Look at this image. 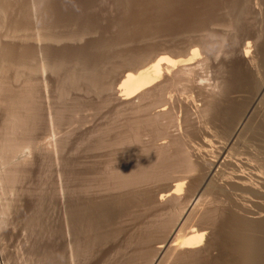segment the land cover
<instances>
[{"label":"bare ground","instance_id":"bare-ground-1","mask_svg":"<svg viewBox=\"0 0 264 264\" xmlns=\"http://www.w3.org/2000/svg\"><path fill=\"white\" fill-rule=\"evenodd\" d=\"M8 1V0H7ZM7 1L6 0H0V13L2 12V13H4L5 12V10L7 9L8 10V8H7V5H8V3H7ZM59 1V2H58ZM66 3V1L65 0H62V4L64 5L65 3ZM71 1V0H70ZM74 2L75 1H79V0H73ZM82 0H80L79 2L81 3V5L85 8V6L89 3L88 1L89 0H83L82 2H81ZM179 1H181V0H115V8H114V12H115V14H114V16H113V18L111 19V21H112V23L115 25L114 27H116V33H114V36L112 37V38H110V39H107V38H104V36L102 37H98L97 39H91V40H87L88 42L86 43V47H89L88 49H89V51L88 52H86L85 51V49H86V47H81V46H67V45H64V46H60L59 48H57L56 49V53L58 54V56H59V58L56 60V61H54L53 63L51 62V63H49L47 66L49 67V68H51L50 70H53V73L55 72V74H59V75H62V77L61 76H59V77H61V79H58L59 80V85H57V82H56V86H59L58 87V89H59V91H58V99H59V102L60 103H58V106L60 105L61 106V108H63L62 106H64V108L66 109V107L65 106H67L66 104H67V102H65V100L66 101H68L67 99H66V97H68V93L70 92V91H73V90H77V93H78V90H81L82 89V87H84L85 86V90H87L88 89V91H90V90H92V91H95V93H97V94H99V96H100V94H102L103 92H107L109 89L111 90V87H112V84L110 83V84H108V82H107V76H108V72L110 71V68L112 67L111 65H110V68L109 69H102V67L99 65V63L101 62V61H103V63L104 62H106L107 60H108V58L110 57V54H109V57L107 58V57H105L106 56V52L107 51H112V49H113V47H114V44H116L117 42H119V41H121V40H123V39H125L126 38V36H125V32H127V34H128V32H129V28H128V26L131 24L132 25V27L133 26H135V27H133V28H130V32H131V29H134V28H136L135 30H139L137 27H136V25L134 24V22L138 25V26H145V24L148 26V22H150L149 23V25L151 24V21H155L156 19L158 20L159 18H162V17H160V16H162L163 14V16L164 17H168V19H170L171 17V19H173V16H174V19L176 18L175 17V14L173 15V13H175L174 12V10L172 11L171 9V7L174 5V3H176V2H179ZM190 1V0H189ZM198 1V0H197ZM201 1H203L204 3H205V5L203 6L204 8H202V5L204 4V3H202V5H201V8L202 9H198V8H196L195 7V9H193L194 7H192V4H190L191 3V1H190V3L187 1V3H188V5L190 4L191 5V7H190V5L189 6H187L186 5V2H185V5L187 6V7H184V5H182L185 9H183V7H182V13H184L183 11H185V15H187V17H188V19L189 20H187V21H191L190 23H191V27H198L199 26V29L198 30H200V26H202L204 23H206V21H208L209 19H211L212 20V18L216 15V11H217V8L219 7V5H220V3H222V2H220L219 0H201ZM221 1H223V0H221ZM225 2H224V4H229L230 5V7H231V10H233V8L232 7H234L235 6V4L237 3V0H224ZM241 1V0H240ZM72 2V1H71ZM174 2V3H173ZM183 2V1H182ZM247 2V1H246ZM12 3V2H11ZM47 3V2H46ZM49 3V4H48ZM47 3V5L45 6V2L44 3H42V4H44L43 6H45L44 7V12H43V16H44V20H43V23H41V25H42V29L41 28H39V29H41L42 31H40L39 29H38V31L36 32V30H34L35 32H33V33H29V34H24V32H23V26H25L26 25V21L25 20H16L15 22H13V24L11 25V27H9V28H11L10 30H8L7 31V29H6V31L7 32H5V34H3V35H5V36H7V37H17V39L18 40H21V41H23V42H25V40H27V41H34L33 43H35L36 44V47H37V50H38V52H40L41 53V55H42V58H41V60H39V62H37L36 63V60H37V58H36V53H38L35 49H36V47H34L33 45H30V42H29V45H25V47L23 48V46H22V48L20 49V47H21V45H19L20 47H17L18 45H13V44H11L10 42H8L6 39H1V35H0V130L1 129H3V131H2V138L0 139V155H2L4 158H6V161H7V163H9V164H11V166H10V168L7 170V172H5V174H3L4 175V177L3 176H1L4 180H5V182H6V185H8L9 187V189H11L12 187H14V184L16 183V181L19 179V176L20 175H18V174H22V172L20 173V171L22 170L23 172H26V171H24L23 169H26V170H28L27 168H23V169H20V166H24L25 167V165L27 164V166H29V164L31 163V162H33V164H35V162L33 161L34 160V158L36 159V157H34V158H32L33 156H31V158L30 157H28V154H30V153H33L34 152V154H35V152L37 151V152H39L41 149V151H43L45 148H43V146H44V144H47L46 146V149H48V150H50L51 148L52 149H54L55 147H57V149H59V148H61V147H64V146H62V145H60L61 147H59L58 148V146H55L54 145V143L56 144H58V142L60 143L61 141H63V140H61L60 139V137H59V139H60V141H58L57 142V138L56 139H53V136L54 137H56L55 135H57V134H55V132H57V133H59L60 132V129H61V127H57L58 125H54V123H52V125L51 126H53V127H55V128H52V127H50L49 125H47V126H49L51 129V131H49V133H48V135H49V137L48 136H46V137H44L43 138V140L40 138V136L38 135V129H39V131H40V133L42 132L41 130H40V125H41V123H40V121H41V118H42V116H44L43 114L46 112L45 110H47V109H45V110H43V112L44 113H42V116H41V114H40V109H41V107H40V105H41V102L43 101V100H45V98H44V93H46V92H41L40 94L42 95V93H43V100L40 102L39 101V99L41 100L42 98H41V96L38 94V97H39V99L37 98V92H39V91H41L40 90V88L42 89V87H40L39 88V83H41V82H39L38 84H37V77L39 78V75L40 74H42L41 73V71H45V64H44V62H43V60L42 59H44L46 56H50V55H48V53H50L49 51H53V49H51L50 50V48H51V46H50V44L49 45H47L46 44V42L48 43V41H51V40H53L54 42L56 41V42H58V41H60L61 39H63L64 37L65 38H67L66 36H69V38L70 37H77L76 35H78V34H83V33H86L87 31H89L90 29V31H92V26H93V18H92V16H90L89 17V15L87 14L86 15V13H88V12H86V11H83V7H80V9H77V8H79V7H77L78 5L80 6V3L76 6L75 4H73V2L71 3V5H68L69 7L68 8H70V10L68 9V10H63V8H62V6L61 7H58V5L60 6V4H58V3H60V0H53L52 2H48ZM68 3H70L69 2V0H68V2H67V4ZM76 4H77V2H75ZM245 5H247L245 2H243ZM255 3V2H254ZM9 4H10V2H9ZM61 4V5H62ZM67 4H65L66 6V8H67ZM241 4V3H240ZM16 5V4H15ZM72 5H74V7H75V9H73L72 10V8L71 7H73ZM238 5V4H237ZM244 5V6H245ZM34 6V5H33ZM71 6V7H70ZM178 6V5H177ZM226 6H228V5H226ZM244 6H242L241 8H242V10H240V12L239 13H241V12H243V13H241V14H237L238 15V17H239V15H244V13H246L247 12V10L245 11V9H243V7ZM8 7H10V6H8ZM23 7H25L24 5H23ZM22 7V8H23ZM77 7V8H76ZM180 7V6H179ZM263 7H264V5H263ZM82 8V9H81ZM221 8H222V6H221ZM237 9H240L239 8V6L238 7H236ZM236 8H235V10H236ZM10 9V8H9ZM26 9V7L24 8V10L23 11H25V13L24 14H26L27 12V10H25ZM40 9V8H39ZM62 9V10H61ZM65 9V8H64ZM262 9V8H261ZM6 10V11H7ZM85 10V9H84ZM244 10V11H243ZM250 10H251V7H250ZM257 10V9H256ZM21 11V10H20ZM173 13H172V12ZM222 11V10H221ZM226 11V10H225ZM227 11H230V8H229V10H227ZM237 11V10H236ZM253 11V10H252ZM258 11V10H257ZM257 11H255V12H257ZM8 12V11H7ZM86 12V13H85ZM232 13H230L231 15H233V13H234V15H235V11H231ZM251 12V11H250ZM259 12H260V10H259ZM258 12V13H259ZM180 13V12H179ZM248 13H249V11H248ZM248 13H246V15H245V17L247 16V14ZM253 13V12H252ZM4 14H6V13H4ZM22 14V13H21ZM113 14V13H112ZM221 14H223V13H221ZM250 14V13H249ZM253 14H255V13H253ZM257 14V13H256ZM255 14V15H256ZM218 15V14H217ZM251 15V14H250ZM260 15V14H259ZM262 15V14H261ZM6 16H7V14H6ZM5 16V17H6ZM28 16V15H27ZM222 16V15H221ZM224 16V15H223ZM222 16V17H223ZM254 16V15H253ZM257 16V15H256ZM1 17V16H0ZM25 17V16H24ZM216 17V16H215ZM219 17H220V15H219ZM227 16H225V18H226ZM232 17H234V16H232ZM237 17V16H236ZM235 17V18H236ZM252 17V16H251ZM10 18H12V17H10ZM43 18V17H42ZM41 18V19H42ZM218 18V17H217ZM221 18V17H220ZM219 18V20H221ZM247 18V17H246ZM254 18V17H253ZM79 19H81V22H83V29L80 31V33H70V34H59V33H57L56 31V33L54 32V30H53V27L55 26V25H57V24H65V23H67V22H73V20L75 21V20H78L79 21ZM191 19V20H190ZM215 19V18H214ZM236 19H238V18H236ZM240 19H241V16L239 17V20L237 21V22H239L240 21ZM257 19H259V18H257ZM256 19V20H257ZM263 19H264V17H263ZM9 20V19H8ZM216 20V19H215ZM215 20H214V23H215ZM225 20V19H224ZM250 20V19H249ZM251 20H253V19H251ZM14 21V20H13ZM42 21V20H41ZM165 21V20H164ZM173 21V20H172ZM217 21H218V19H217ZM216 21V22H217ZM260 20H258V22H259ZM11 22V21H10ZM76 22V21H75ZM96 21L94 20V23H95ZM156 22V21H155ZM237 22L235 23L236 24V26H237ZM248 22V21H247ZM249 22H251V21H249ZM4 23V22H3ZM153 24H154V22H152ZM158 23V22H157ZM174 23V22H173ZM187 23V22H186ZM189 22H188V24H190ZM210 23H212V22H210ZM217 23H219V22H217ZM217 23H215V25L217 24ZM229 23V22H228ZM240 23V22H239ZM260 23V28L256 31H252L253 33H252V36H251V38H253V42H254V51H253V54H252V51L251 50H249L250 49V44H248L247 46H248V50H249V52L248 51H246L247 49H245V48H243V49H241V51H239L240 53V56H242L243 58H245L246 59V61L249 63V65H251V67H252V65H254V61L256 60V62H259L260 60H261V62L264 64V20L263 21H261V22H259ZM79 24V23H78ZM152 24V25H153ZM234 24V25H235ZM249 24V23H248ZM251 24H253V23H251ZM255 24V23H254ZM10 24H8V26H9ZM70 25V24H69ZM130 25V26H131ZM175 25V24H174ZM206 25V24H205ZM245 25V24H244ZM243 25V26H244ZM74 26V25H73ZM82 26V25H81ZM183 26V25H182ZM207 26V25H206ZM228 26V25H227ZM232 26V25H231ZM230 26V27H231ZM238 26H240V25H238ZM238 26H237V29H238ZM242 26V27H243ZM248 26V25H247ZM0 27H3L1 24H0ZM5 27V26H4ZM3 27V28H4ZM233 27H235V26H233ZM255 27V26H254ZM7 28V27H6ZM8 28V29H9ZM28 28V27H27ZM96 28V27H95ZM128 29V31H127V29ZM141 28H145V27H141ZM147 28V27H146ZM145 28V29H146ZM201 28H203V27H201ZM204 28H206V27H204ZM0 29H2V28H0ZM25 29V28H24ZM126 29V30H125ZM151 29V28H150ZM207 29V28H206ZM232 29V28H231ZM236 29V28H235ZM244 29V28H243ZM252 29H253V27H252ZM3 30V29H2ZM79 30V29H78ZM135 30H134V33L132 34V35H136L138 32L136 31V33H135ZM202 30V29H201ZM241 30V29H240ZM248 30H250L249 28H248ZM33 31V30H32ZM72 31V30H71ZM89 31V32H90ZM133 31V30H132ZM141 31V30H140ZM204 31V30H203ZM242 31V30H241ZM244 31V30H243ZM28 31H26V33H27ZM70 32V31H69ZM142 32V31H141ZM226 32V31H225ZM240 32V31H239ZM132 33V32H131ZM130 33V34H131ZM139 34V33H138ZM144 34V33H143ZM185 34V33H184ZM251 34V33H250ZM102 35V34H101ZM248 35H249V33H248ZM81 36H83V35H81ZM100 36V35H99ZM222 36V35H221ZM225 36V35H224ZM246 36H247V34H246ZM79 37H80V35H79ZM248 37V36H247ZM12 38V39H13ZM223 38V37H222ZM23 39H25V40H23ZM30 39V40H29ZM75 39H77V38H75ZM79 39V38H78ZM249 39V38H248ZM6 40V41H5ZM9 40V39H8ZM64 40V39H63ZM62 40V41H63ZM74 40V39H73ZM246 40H247V38H246ZM251 40V39H250ZM23 42H21V43H23ZM224 42V41H223ZM249 42V41H248ZM251 42V41H250ZM27 43V42H26ZM37 43L39 44L40 43V46H37ZM42 43V44H41ZM237 43V42H236ZM28 44V43H27ZM253 44V43H252ZM247 46H245V47H247ZM50 47V48H49ZM193 48H191V56L192 57H196V55H198V49H197V46H192ZM203 47V46H202ZM256 47V48H255ZM85 48V49H84ZM178 48V47H177ZM88 49H86V50H88ZM175 49V48H174ZM252 49V48H251ZM128 50V49H127ZM132 50V49H131ZM243 50V51H242ZM91 51V52H90ZM215 51V50H214ZM250 51H251V53H250ZM54 53V52H53ZM144 53V52H143ZM177 53V52H176ZM53 55V54H52ZM108 55V54H107ZM194 55V56H193ZM35 56V57H34ZM38 56V55H37ZM112 56V55H111ZM119 56V55H118ZM128 56V55H127ZM133 56H135V55H133ZM199 56V55H198ZM206 56V55H205ZM236 56H237V54H236ZM239 56V55H238ZM120 57V56H119ZM124 57V56H123ZM129 57H131V56H129ZM128 57V58H129ZM183 57V56H182ZM201 57V56H200ZM34 58H36V60L34 59ZM48 58V57H47ZM105 58H107V60L105 59ZM128 58H125V60L126 59H128ZM137 58V57H136ZM193 58V59H194ZM32 59H34L35 60V62H33L34 60H32ZM46 59V58H45ZM51 59V58H50ZM133 58H130L128 61L126 60V61H123V63L125 62V64L126 65H128L127 67H129V66H131L128 70H126V71H124L125 73H123L124 75L122 76V74H121V78H118L119 80H118V82L116 83V87L115 88H117L119 91L117 92L118 93V96H120V98L122 99L123 98V100H125V99H130V98H132L131 96H133L134 97V95L135 96H137V95H142V93H143V90H148V87L150 88V89H155V88H157L158 86H157V84H156V86L153 84V83H155V82H157L156 80H158V79H160V78H162V77H164V78H162V80L163 79H165V72H167L168 71V69H171L172 68V66L173 65H175L173 68H175L176 67V64L175 63H177V65H181V64H179L180 62H185L186 63V61L185 60H187V62H192V61H190V60H192L191 59V57H189L188 59H190V60H188V59H183V60H180L179 58H178V60H180V62L177 60V59H175L174 57H173V55H172V53L170 54V52H164V51H162V52H160V50H159V52L154 56V58H151L150 60H148L147 62H145V63H142V64H139V65H136V66H134L135 64L133 63L134 62V60H132ZM135 59V58H134ZM182 59V58H181ZM48 59H46V61H47ZM106 60V61H105ZM110 60V59H109ZM108 60V61H109ZM119 60H120V58H119ZM122 60V59H121ZM138 60V59H137ZM38 61V60H37ZM45 61V62H46ZM135 61H136V59H135ZM202 61V60H201ZM203 61H204V59H203ZM236 61V60H235ZM245 61V60H244ZM48 62V61H47ZM122 62V61H121ZM183 62V63H184ZM246 62V63H247ZM255 62V63H256ZM68 63H71V66H70V68L69 67H67L69 64ZM110 63V62H109ZM245 63V64H246ZM101 64V63H100ZM134 64V65H133ZM199 64V63H198ZM107 65V64H106ZM185 65H188V63L187 64H185ZM194 65V64H193ZM196 65V64H195ZM201 65V64H200ZM248 65V64H247ZM257 65V64H256ZM120 66V65H119ZM124 66V65H123ZM132 66L134 67V69H132ZM183 66V68H179L178 70V72H176L177 73V77L179 78V80H181V81H184L187 77L188 78H190L187 74L188 73H191L190 74V76H191V78L190 79H186V81H188L189 82V80L191 81V79L195 76H193V72H191L192 71V69L191 68H193V67H190V70L188 69V67L190 66V65H188V66H184L183 64L181 65V67ZM259 66H261V64L259 65ZM47 67V68H48ZM104 67V66H103ZM115 67V68H114ZM116 67H117V64H116V66L113 64V67L111 68L112 70L114 69H116ZM125 67V66H124ZM169 67H171V68H169ZM195 67V66H194ZM241 67V66H240ZM249 67V66H248ZM247 67V68H248ZM251 67H250V69H251ZM254 68L256 67V69L258 70V66H253ZM69 68V69H68ZM108 68V67H107ZM126 68V67H125ZM225 68V67H224ZM127 69V68H126ZM238 69V68H237ZM49 70V69H48ZM109 70V71H108ZM193 70H194V68H193ZM224 70V69H223ZM256 70V71H257ZM172 71V70H171ZM170 70H169V72H171ZM229 71V70H228ZM254 71H255V69H254ZM255 71V72H256ZM26 72H27V78L25 79V75H26ZM51 72V71H50ZM169 72H167V73H169ZM174 72V71H173ZM169 73L170 74V77L172 78V76H174L176 73ZM262 72V71H261ZM264 72V71H263ZM40 73V74H39ZM62 73V74H61ZM219 73H221V72H219ZM224 73V72H223ZM251 73V72H250ZM250 73H248V74H250ZM257 73H258V71H257ZM257 73H254L255 75L257 74ZM259 73H260V71H259ZM37 74H39L38 76H37ZM44 74V73H43ZM164 74V75H163ZM222 74V73H221ZM226 74H228L227 72H226ZM264 74V73H263ZM163 75V76H162ZM172 75V76H171ZM187 75V76H186ZM218 75V74H217ZM228 75H230V74H228ZM254 75V76H255ZM162 76V77H161ZM176 76V75H175ZM175 76L173 77L174 78V80H173V82H175V79L178 81V79H177V77L175 78ZM249 76V75H248ZM254 76H252V77H254ZM257 77H256V79L258 78V80L256 81V86H255V88H254V90L252 91V94L250 95V97L248 98V96H247V98H248V100H247V103H245L246 105H245V107L243 108V109H241L240 111H238V113H236V115L235 116H231L232 117V119H230V123H229V125H228V129L226 128V130H227V132H226V139L224 140L223 139V143L221 142L222 140H220L219 139V137L220 136H218V134L217 135H214V134H216V133H218V132H216V133H212V135H214V136H218L217 137V139L215 138V140H218V142L220 141L221 143H222V145H221V147H218V148H220L219 149V151L218 150H216V151H218L217 152V155H216V153H213V156L211 157V158H213L214 157V155H215V157L213 158V159H211L210 158V160H208V162H207V165H206V163L204 164V165H206L207 167H206V171L205 172H203L204 174H202L201 173V175H203L200 179L201 180H199V183H197L196 181V183H197V185L198 186H196V189L194 190V192H193V194L192 193H190V194H192V196L191 195H189V196H191V198L189 199V201H187V203H185V204H181V202H178V197L180 196V195H178V197H176L174 194H175V189L177 190L178 188L180 189V186L183 184V181H182V179H183V177H186V176H183L181 179L180 178H177V180L178 179H180L179 181H177V182H175V181H171L172 183H170V185H175V187L172 189V188H170V186L168 187V188H170L169 190H163L162 192L161 191H159L160 193L159 194H157V195H155V193H154V195H152L150 192H152L153 191V189H152V191L149 189L150 187H145L149 182L151 183V181H153V179L155 180V179H163V178H166V177H168L169 178V175L174 171V169L176 168V167H183V165L184 164H186V165H184V168L187 166V168H185V170H183L184 168H181L182 170H181V172L182 173H184V171H186L185 173L187 174V170H189V169H191V172H193L194 170H195V166H193V165H195L194 163H193V161H189L190 159H191V157H190V155L188 154V153H190V154H192V153H194V152H188L187 153V155H188V157H187V155H186V153H184V152H186L184 149L185 148H182L183 150H184V152L183 151H180V150H182V149H174L175 147L176 148H181V145H179L178 147H177V145H178V141H177V139L174 141L173 139H172V141H174V143L176 144V141H177V145H175V147H173V145H174V143L171 145L172 146V150L174 149V150H178V152H176V153H180V154H176V153H173V154H176L177 155V158H176V155L174 156L173 155V160L168 156V154H167V156H166V152H165V150H164V147H161V149H158V151H157V153L156 152H154L153 154H152V152L150 153H147L146 151H144V153L145 154H143L142 155V153L143 152H141L140 150H139V152H141V156H144L145 158H143L142 157V160H140L141 158H139L137 155H136V153H135V151H132L131 149H129V148H127V151H128V149L130 150L129 151V153L130 154H132L131 153V151L133 152V154H135L137 157H133V156H131V157H133V158H131V159H138L137 161H135L134 163H132V161L133 160H130V156H128V154L129 153H127L126 151V153L127 154H125L126 156H128V158L127 159H129V162H127L128 160L126 159V158H123V160L124 159H126V160H124V161H126L127 163H128V167L126 168V165H122L123 163L122 162H124L123 160H122V162L120 163L121 164V166H124L123 168L124 169H121V168H118L119 166H120V164H119V162H118V164H119V166L117 165V164H114L115 166H113L112 165V167L110 166L111 164L110 163H108L107 165L109 166H107L108 168H106V166H104V170H105V173H104V175L101 173L100 175H91L89 172H87V173H89L91 176H93V177H90L89 178V176L87 177L86 175H84L83 173H81V174H78L77 173V171H80V169H79V167H77L79 170H75L74 169V167L72 168V170L70 171V166L68 167V170L72 173V175H71V173H68V174H70L69 175V177H71L70 179H69V177H68V180H70V182H67V183H63V181H61L62 182V184H57L58 185V187H56L57 189L55 190V192L53 193L54 194V199H51V200H53V203L51 202V205H53L54 204V209L53 210H55V212L53 213V214H51L52 212H50V214L51 215H49V214H47V213H45L46 212V210H45V212L43 213V212H39V210L40 209H38L37 211H36V209L38 208V204H37V206H36V209H35V211H34V215H32V217H31V219H30V221H31V223H33V225L34 226H36L37 227V234H38V237H37V242L38 243H36L37 244V251H35L37 254L36 255H38V257H36L37 258V260H36V262H34L35 264H86L89 260H91V259H93V258H95V260H97L96 259V256H98L97 254H100V253H106L107 255V257L105 256V255H101L102 257H104L105 259H103V262L101 261L100 262V264L102 263V264H162V262H161V260H163V256H165V258H166V255L169 253V251L170 250H177L179 247H181V248H185V249H187V250H189L188 252H190L191 251V249H193L194 250V248L196 249L197 247L196 246H199V244H201V242L204 240V241H206V243L208 244V242H207V240H205V237H206V235L208 234V233H206V230H204L205 228L207 229V228H209V227H207L206 225V227H204V225H203V227H204V229L203 228H201L200 227V229H196L197 228V226H196V228H195V226L194 227H189L190 226V223H191V221L190 220H188V218L190 217V215L192 214V212H195V211H197V215L198 216H196V217H198L197 219H198V222H199V224H200V221H201V218H203L204 220H206V222L207 223H213V222H208V219H216L215 217H216V215H214V217H213V213L216 211V210H218V209H216V208H219L218 206H222V205H219L221 202L220 201H218L217 202V204H218V206L216 207V205L217 204H215L213 201L214 200H216V198H214L213 200H209V199H211V197H209V201H211V203L213 204H215V208H214V210H212L213 208V206H214V204H213V206L211 207V208H209V210L211 211L212 210V212H211V214H209L208 213V209L206 208L203 212H205L206 210H207V214L208 215H211V217L212 218H209V216H208V218H206L205 216V214L203 213H201L202 215V217L200 216V214H198V210H193L196 206V203H197V201H198V199H199V197L203 194H205V191H210V195H216V197L218 196L216 193H218V192H215L214 193V191L213 192H211V190L210 189H207L208 187H210V185H211V181H212V179H213V181H214V179H217L218 178V176H217V172H218V174L220 175V172H219V170H218V168L222 165V164H224V162L226 163L227 161L226 160H228V158H225L226 156H227V154H231V155H229V157L231 158V156H233L232 154V151H230V150H232L233 148H237L236 146H238V150H239V148L241 149V150H243V151H241V152H239L238 150H236V152L238 151L239 153H242V154H240V155H242L241 156V159L240 160H243V158L242 157H245V158H247V160H248V157H250V155H252L253 153H255L256 155H257V153H258V151H260V150H263L262 148L259 150V148H260V146H259V148H258V146H254L255 148H253V144L254 143H250V144H252L251 146H252V148L253 149H256V148H258V149H256L257 150V152H253L252 154H250V153H248L249 152V150H251V146L249 145V142L246 144V140L248 139V141H249V138H247L246 139V137H247V135L244 133L245 132V128H246V126H247V124L249 123V121H250V119H251V117L254 115V113L256 112V110H258L257 108H259V107H261L260 105H262V107L264 106V75H262L263 77H261L260 78V76L257 74L256 75ZM259 76V77H258ZM58 77V78H59ZM113 77V76H112ZM200 77V76H199ZM203 77V76H202ZM205 77V76H204ZM216 77V76H215ZM251 77V76H250ZM169 78V77H168ZM209 78V77H208ZM226 78V77H225ZM25 79V80H24ZM51 79V78H50ZM184 79V80H183ZM222 79V78H221ZM249 79V78H248ZM40 80H42V79H40ZM46 81V78H44L43 77V81ZM48 80V79H47ZM57 80V79H56ZM171 80V79H170ZM169 80V81H170ZM203 80V79H202ZM205 80H208V79H205ZM223 80V79H222ZM227 80V79H226ZM228 80H229V78H228ZM251 80V79H250ZM254 80V79H253ZM44 81V82H45ZM159 81V80H158ZM167 81H168V79H167ZM169 81L168 82H166V80H165V84L167 83L168 85H170V83H169ZM176 81V82H177ZM185 81V82H186ZM210 81H211V79H210ZM43 82V84H45V86H46V88H47V81H46V83H44ZM51 82V81H50ZM49 82V84H51ZM111 82V81H110ZM161 82V80L159 81V83ZM173 82H172V80H171V83L173 84ZM176 82H175V84H176ZM195 82V81H194ZM199 82H200V80H199ZM221 82V81H220ZM228 82V81H227ZM231 82V81H230ZM252 82V81H251ZM255 82V81H254ZM53 83V82H52ZM164 83V81L161 83L163 86L162 87H166L165 86V84H163ZM179 83H182V82H180V81H178L177 82V84H179ZM192 83V82H191ZM211 83V82H210ZM222 84H224V81L223 82H221ZM248 83V82H247ZM153 84V85H152ZM171 84V85H172ZM176 84V85H177ZM187 84V83H186ZM193 84V83H192ZM216 85H217V83H215ZM222 84H220L221 85V87L220 86H218V88L216 89V90H210L211 92L210 93H208V94H206V93H204V95H206L205 97H207V101H205L206 99H204L203 97V100L206 102H204L205 104V106L203 107V106H201V105H203V103H201V105H199L198 106V104H197V102L195 101L196 99H194L193 101L194 102H196V103H194V104H196V106H198L199 108L197 109L196 108V106H194L195 107V109H197L196 111H197V113H199L200 112V114H197V115H201V117L205 120V118H206V121H204L200 116H199V118H201L200 120H199V122L201 121V120H203V122L205 123H207V121H208V118L210 119V115H211V113L213 112L212 111V109H213V98L216 96H218L219 97V95H222V93H224L225 94V91L223 90L224 88H223V86L226 84V82H225V84L224 85H222ZM231 84H233V83H231ZM175 85V86H176ZM38 86V87H37ZM42 86V85H41ZM52 86V85H51ZM54 86V85H53ZM52 86V87H53ZM150 86H152V87H150ZM154 86H155V88H154ZM174 85L172 86L173 88H176ZM185 86V85H184ZM212 86V85H211ZM226 86V85H225ZM224 86V87H225ZM246 86V85H245ZM50 87V86H49ZM48 87V88H49ZM161 87V85L159 86V88ZM162 87H161V91L160 92H163L164 91V89H163V91H162ZM179 87V86H178ZM210 87V86H209ZM213 87H215V86H213ZM252 87V86H251ZM37 88H39L38 89V91H37ZM46 88H45V91H46ZM54 88L55 89H57V87H55L54 86ZM166 88H168V87H166ZM169 88H170V86H169ZM185 88V87H184ZM189 88V87H188ZM172 89V88H171ZM204 89V88H203ZM214 89V88H213ZM233 89V88H225V90H227V92H228V90L229 91H231V90ZM42 90H44V89H42ZM48 90V89H47ZM50 90V89H49ZM53 90V89H52ZM84 90V91H85ZM146 90V91H147ZM188 90V89H187ZM190 90H192V89H190ZM252 90V89H251ZM51 91V90H50ZM50 91H47L48 93H46V95H48L49 94V92ZM56 92H57V90H55ZM55 91H51L52 93H51V95L53 94V93H55ZM88 91H86L85 93H87ZM117 91V90H116ZM165 91H167V89H165ZM164 91V92H165ZM169 91V90H168ZM173 91V90H172ZM183 91V90H182ZM196 91V90H195ZM204 91V90H203ZM82 92H83V89H82ZM140 92H142V93H140ZM149 92V91H148ZM147 92V93H148ZM159 92V91H158ZM176 92V91H175ZM209 92V91H208ZM234 92V91H233ZM238 92V91H237ZM242 92V91H241ZM89 93V92H88ZM138 93H140V94H138ZM145 93V92H144ZM143 93V94H144ZM150 93V92H149ZM201 93V92H200ZM244 93V92H243ZM56 94V93H55ZM54 94V95H55ZM76 94V93H75ZM75 94L73 95L74 97L73 98H76L75 100L72 98V100H73V102H76V100H77V96L75 97ZM137 94V95H136ZM146 94V93H145ZM171 94V93H170ZM176 94V93H175ZM223 94V95H224ZM226 94H228V93H226ZM239 94V93H238ZM51 95H48L49 96V100H47V104L49 103V101L51 100ZM54 95H52V96H54ZM69 95H71L70 93H69ZM77 95V94H76ZM81 95V94H80ZM85 95V94H84ZM154 95V94H153ZM159 95V94H158ZM164 95V94H163ZM169 95V94H168ZM185 95V94H184ZM199 95V94H198ZM231 95H233L232 93H231ZM240 95V94H239ZM186 96V95H185ZM189 96V95H188ZM194 96V95H193ZM203 96V95H202ZM227 96V95H226ZM228 96H230L229 94H228ZM235 96H237L236 94H235ZM235 96H233V97H235ZM245 96V95H244ZM46 97V96H45ZM78 97H80V96H78ZM157 97V96H156ZM164 97V96H163ZM199 97V96H198ZM215 97V98H216ZM55 99H56V96L54 97ZM71 98V97H70ZM219 98H221V96L219 97ZM223 98H225V97H223ZM222 98V99H223ZM48 99V98H47ZM69 99V98H68ZM80 99V98H79ZM193 99V98H192ZM191 99V100H192ZM221 99V100H222ZM227 99V98H226ZM231 99V98H230ZM233 99V98H232ZM53 100V99H52ZM70 100V99H69ZM156 100V99H155ZM202 100V99H201ZM225 100V99H224ZM46 101V100H45ZM44 101V102H45ZM55 101V100H54ZM53 101V102H54ZM58 101V100H57ZM79 101V100H78ZM193 101H192V103H193ZM219 101V100H218ZM218 101L216 100V102H217V104H219L218 103ZM227 101V100H226ZM230 101V100H229ZM236 101H237V99H236ZM244 101H246V100H244ZM52 102V101H51ZM56 102V101H55ZM63 102H65V105L63 104ZM154 102V101H153ZM185 102H187L188 103V101H185ZM184 102V103H185ZM216 102L214 101V103L216 104ZM221 102H223V101H221ZM228 102V101H227ZM61 103H62V105H61ZM69 103V102H68ZM79 103V102H78ZM224 103V105H225V102H223ZM235 103V102H234ZM240 103V102H239ZM43 104V103H42ZM73 104V103H72ZM81 104V103H80ZM216 104V105H217ZM231 104V103H230ZM49 105V104H48ZM47 105V106H48ZM52 105V104H51ZM77 105V107H78V105L79 104H76ZM133 105V104H132ZM168 105V104H167ZM190 105V104H189ZM220 105V104H219ZM229 105V104H228ZM239 105V104H238ZM42 106H44V105H42ZM46 106V107H47ZM50 106V105H49ZM48 106V107H49ZM56 107H57V104L55 105ZM55 106L53 107L52 106V108H54L53 110H55L56 112V114L54 113V111H52L53 113H54V115L56 116H54V118H55V120H57L58 122L62 119V118H64V115H65V113H68L65 109H62L61 110V108H59V107H57V108H55ZM70 106V105H69ZM173 106V105H172ZM181 106H183V105H181ZM186 106H188V105H186ZM203 107V108H201V107ZM218 106V105H217ZM216 106V107H217ZM227 106V105H226ZM233 105H231V107H232ZM234 106H236V105H234ZM234 106H233V108H234ZM242 106V105H241ZM244 106V105H243ZM68 107V106H67ZM72 107H75L76 108V106H71V107H69V108H71L72 109ZM80 107V106H79ZM78 107V108H79ZM101 107V106H100ZM140 107V106H139ZM190 107V106H189ZM224 108H226L225 106H223ZM52 108H49L50 110L52 109ZM68 108V109H69ZM75 108H73L74 110H75ZM187 108V107H186ZM193 108V107H192ZM201 108V109H200ZM219 108V107H218ZM220 108H221V105H220ZM49 109H48V111H49ZM57 109H59V110H57ZM77 109V108H76ZM84 109V108H83ZM95 109V108H94ZM97 109H98V107H97ZM223 109V108H222ZM262 109V108H261ZM163 110V109H162ZM167 110V109H166ZM214 110V109H213ZM225 110V109H224ZM228 110L230 111L231 109H230V106H227V109H226V112H227V116H228ZM64 111H66V112H64ZM69 111H70V109H69ZM76 111H78V110H76ZM81 111V110H80ZM154 111V110H153ZM199 111V112H198ZM215 111H216V108H215ZM263 111V110H262ZM49 112H51V111H49ZM135 112V111H134ZM218 112V111H217ZM223 112V111H222ZM225 112V113H226ZM232 112V111H231ZM75 113H77V112H75ZM74 113V114H75ZM164 113V116H165V118H164V121H165V119H166V116L168 115V113H165V112H163ZM163 113H157V115L158 114H162V116L160 117L161 119H159L158 117H157V115H153L154 116V118H155V116H156V121H158V119H159V123H162V125H163V122L162 121H160V120H162L163 119ZM219 113V112H218ZM70 114H73V113H70ZM165 114H167V115H165ZM184 114V113H183ZM188 114H190V113H188ZM45 115H47V114H45ZM50 115L51 116H49V117H43V119H45V118H52V113H50ZM68 115H69V113H68ZM76 115V114H75ZM159 115V116H160ZM225 115V114H224ZM223 115V116H224ZM256 115V114H255ZM254 115V116H255ZM259 115V114H258ZM257 115V116H258ZM261 115V114H260ZM263 115V114H262ZM66 117L65 118H67V114L65 115ZM71 116V115H70ZM185 116H187V114L186 115H184L183 117H185ZM194 116V115H193ZM218 116V115H217ZM72 117V116H71ZM75 117V116H74ZM190 117V116H189ZM198 117V116H197ZM222 117V116H221ZM260 117V116H259ZM259 117L257 118V117H255L256 119H258L259 120ZM263 117H264V115H263ZM54 118H53V121H52V119H51V122H54ZM64 118V119H65ZM73 118V117H72ZM144 118V117H143ZM150 118V117H149ZM148 118V119H149ZM153 118V117H152ZM154 118H153V122L152 121H150L151 120V118H150V120H148L149 122H150V124H151V122H152V125H153V123H155V121H154ZM196 118V117H195ZM219 119H220V117H218ZM253 118V117H252ZM42 119V120H43ZM63 119V120H64ZM68 119V118H67ZM132 119V118H131ZM145 119V118H144ZM169 119H170V123H169V121H166V123H167V126H169V127H171L173 124H174V121L175 120H173L174 118L172 117V119H171V117L169 116ZM185 119H186V117H185ZM187 119H188V117H187ZM186 119V121H188ZM197 119H196V121H197ZM214 119V118H213ZM224 119V118H223ZM228 119V118H227ZM262 119H264V118H262V116H261V119L260 120H262ZM70 120V119H69ZM69 120L67 121V122H69ZM72 120V119H71ZM140 120V119H139ZM142 120V119H141ZM172 120H173V122H172ZM211 120H212V118H211ZM216 120H217V118H216ZM259 120V121H260ZM46 121V120H45ZM57 121L55 122V123H57ZM65 121V120H64ZM73 122H74V118H73V120H72ZM72 121H70L69 123H72ZM77 121V120H76ZM144 121H147V120H144ZM143 121V122H144ZM147 121V123L149 124V122ZM190 121V120H189ZM188 121V122H189ZM195 121V120H194ZM210 121V120H209ZM218 121V120H217ZM224 121V120H223ZM263 121V120H262ZM66 122V123H67ZM78 122V121H77ZM84 122V121H83ZM133 122V121H132ZM177 124L176 125H174V126H177L178 124H180L179 125V128L181 129L182 127H180L181 126V123H179V121L177 120ZM181 122V121H180ZM184 122V121H183ZM182 122V123H183ZM192 121H190L189 123H191ZM199 122H198V124H199ZM219 122V121H218ZM217 122V123H218ZM252 122V121H251ZM250 122V123H251ZM261 122V121H260ZM43 124H45L44 123V121L42 122ZM48 123H50V119L47 121V124ZM60 123V122H59ZM65 123V122H64ZM137 123V124H136ZM142 123L141 121H136L135 122V126H139L140 127V124ZM145 123V122H144ZM147 123H145L146 124V126H148V124ZM158 123V122H157ZM156 123V124H157ZM158 123V124H159ZM166 123H164V125L166 124ZM173 123V124H172ZM175 123H176V121H175ZM189 123H188V125H189ZM194 123V122H193ZM193 123L191 124L192 126H193ZM197 123V122H196ZM196 123H195V126H198L199 128H200V125H196ZM201 123H202V121H201ZM203 123V124H204ZM223 123V122H222ZM222 123H221V125H222ZM225 123H223V125L225 124ZM254 123V122H253ZM74 124L75 123H73V126H74ZM78 124V123H77ZM81 124V123H80ZM79 124V125H80ZM85 124H86V122H85ZM84 124V125H85ZM132 124V123H131ZM170 124V125H169ZM183 124H185V123H183ZM209 124V123H208ZM208 124L207 125H204V126H207L208 127ZM225 124V125H226ZM259 123H257V125H258ZM61 125H63V124H61ZM60 124H59V126H61ZM81 125H83V124H81ZM134 125H133V130H134V128H136V127H134ZM187 125V126H188ZM217 125V124H216ZM224 125V126H225ZM262 126H263V124H261ZM260 125V127H262ZM64 126V125H63ZM66 126V125H65ZM69 126H71V125H69ZM68 126V127H69ZM146 126H143V127H146ZM151 126V125H150ZM173 126V127H174ZM182 126H185V125H182ZM187 126H185L186 128H188ZM195 126H193V127H195ZM215 126V125H214ZM251 128H252V126L251 125H249ZM49 127H46V128H49ZM57 127V128H56ZM67 127V128H68ZM77 127V126H76ZM81 127V126H80ZM139 127H137V129H136V132H137V130L138 129H140ZM152 127V126H151ZM154 127H155V125H154ZM162 127V126H161ZM160 127V128H161ZM169 127H167V128H169ZM197 127V128H198ZM201 127H202V125H201ZM207 127H205L204 129L206 130L207 129ZM210 127H211V125H210ZM222 127V126H221ZM248 127V126H247ZM249 127V128H250ZM254 127H256L255 125H254ZM46 128H44V129H46ZM65 128V127H64ZM64 128H62V129H64ZM71 128H73L72 126H71ZM132 128V127H131ZM148 128H150V127H148ZM164 128H165V126H164ZM167 128L164 130L163 129V131H162V129H161V131L163 132V133H165V132H167ZM185 128V129H186ZM198 128V129H199ZM220 128V127H219ZM248 128V129H249ZM251 128H250V130H251ZM258 128H259V126H258ZM264 128V127H263ZM41 129H42V126H41ZM58 129V131H56ZM61 129V130H62ZM66 129V128H65ZM85 129V128H84ZM93 129V128H92ZM142 129V128H141ZM146 129V128H145ZM155 129H157V128H155ZM154 129V130H155ZM178 129V128H177ZM189 129H192L191 127L189 128ZM194 129H196V127L194 128ZM210 129V128H209ZM208 129V130H209ZM211 129H215V127L213 128V126H212V128ZM43 130V129H42ZM47 130V129H46ZM52 130L53 131H55L54 133L52 132ZM68 130H70V131H73L72 129H68ZM76 130V129H75ZM91 130V129H90ZM127 130V129H126ZM130 130V129H129ZM158 130V129H157ZM182 130V129H181ZM181 130H179L180 132H181ZM200 131H201V129H199ZM212 130V131H213ZM215 130H218L219 131V129H218V127L216 126V129ZM249 130V131H250ZM67 131V130H66ZM94 131H95V129H94ZM104 131V130H103ZM135 131V130H134ZM165 131V132H164ZM169 131V130H168ZM183 131V130H182ZM186 131L188 132V130L186 129ZM193 131H195V130H193ZM211 131V130H210ZM210 131L209 132H207L208 133V135L209 136H211L212 137V135H210ZM211 131V132H212ZM222 131V130H221ZM246 131H248L247 130V128H246ZM255 131H258L259 132V129L257 130V129H255ZM261 132H263L264 131V129H261L260 130ZM45 132V131H44ZM48 132V131H47ZM50 132L52 133V134H50ZM69 132V131H68ZM114 132V131H113ZM124 132V131H123ZM153 132V131H152ZM157 132H159V131H157ZM187 132H185L186 134H182L183 136H185V135H188L187 134ZM192 132V131H191ZM197 132V131H196ZM195 132V133H196ZM199 132V131H198ZM203 132V131H202ZM202 132H200V134L202 133ZM214 132V131H213ZM251 132H252V134L250 133V135H251V138H252V135H254L253 134V131L251 130ZM260 132V133H261ZM46 133V132H45ZM71 133V132H70ZM140 133V132H139ZM168 133H170V132H168ZM206 133V134H207ZM222 133H223V131H222ZM248 133V132H247ZM42 134V133H41ZM55 134V135H54ZM63 134L65 135L66 134V132L64 133L63 132ZM134 134V136H136L138 133H133ZM167 134V133H166ZM200 134H199V136H197V138L198 139H200V138H202V135H201V137H200ZM203 135H204V133H202ZM221 134V133H220ZM249 134V133H248ZM259 133H256L255 135H257L256 137L258 138V137H260V134L258 135ZM46 135H47V133H46ZM123 135V134H122ZM129 135V134H128ZM156 135H158V134H156ZM191 135V134H190ZM190 135H188V136H190ZM193 135H194V133H193ZM192 135V136H193ZM207 135V136H208ZM223 135V134H222ZM224 135H225V133H224ZM223 135V136H224ZM261 135H263V137H264V134L263 133H261ZM0 136V137H1ZM43 136H44V134H43ZM51 136V137H50ZM74 136V135H73ZM182 136V137H183ZM195 136V135H194ZM205 136V135H204ZM207 136H205L206 138H207ZM208 136V137H209ZM213 136V137H214ZM70 137V136H69ZM82 137V136H81ZM124 137V136H123ZM122 137V139L123 140H125L126 139V136H125V138H123ZM181 137V139H185L186 137H183L182 138ZM200 137V138H199ZM204 137V138H205ZM222 137V136H221ZM253 137H255V136H253ZM263 137H260V138H262V140L264 139ZM48 138L50 139V140H48ZM62 138V137H61ZM66 139H67V137H65ZM128 138V137H127ZM157 138V137H156ZM166 138V137H165ZM170 138V137H169ZM178 138V137H177ZM189 138V137H188ZM120 139H121V137H120ZM119 139V140H120ZM131 139V138H130ZM178 139H180V138H178ZM180 139V140H181ZM203 139V138H202ZM252 139H254L255 140V138H252ZM252 139H250V140H252ZM45 140V142L46 143H41L42 141H44ZM47 140L49 141V143L50 144H48V142H47ZM117 140H118V138H117ZM117 140H116V142H117ZM123 140H120V141H123ZM185 140H187V138L185 139ZM194 140H195V138H194ZM204 140V139H203ZM205 140H208V142H210V141H212V138H211V140H209V139H205ZM214 140V139H213ZM258 140V139H257ZM255 141V142H257V144L259 143V140L258 141ZM87 141V140H86ZM99 141V140H98ZM115 141V140H114ZM120 141H118V142H120ZM135 141H138V140H135ZM184 140H182V142H183ZM188 141H191V138L188 140ZM197 143H202V142H199V141H197V140H195ZM202 141V140H201ZM101 142V141H100ZM123 142H125V144L127 145L128 144V142H126V140L125 141H123ZM122 142V143H123ZM182 142H180L181 144H182ZM185 142V141H184ZM183 142V143H184ZM194 141L192 140L191 142H189L190 144L191 143H193ZM217 142V143H218ZM219 142V144H221ZM251 142H254V141H251ZM64 143V142H63ZM114 143V142H113ZM195 143V142H194ZM197 143H196V145H197ZM204 143V142H203ZM206 143H207V141H206ZM205 143V144H206ZM211 143H213V142H211ZM261 143H263L264 144V141L262 142V141H260V144ZM56 144V145H57ZM98 144L100 145V147L103 145V144H101V143H99L98 142ZM97 144V145H98ZM219 144H216L215 143V145L214 144H212L211 146H214V147H216L217 145H219ZM256 144V145H257ZM263 144H262V146L261 147H263ZM48 145H54L53 147L51 146V148H50V146H48ZM65 145V144H64ZM96 145V146H97ZM98 145V146H99ZM105 145V144H104ZM103 145V146H104ZM115 145H121V142L120 143H116ZM114 145V146H115ZM123 145V144H122ZM125 145V146H126ZM130 145V144H129ZM182 145H184V144H182ZM192 145V144H191ZM190 145V146H191ZM195 145V144H194ZM199 145V146H198ZM197 145V147L195 146V149L197 150L196 152H200L205 146H201V150H198V149H200V144H198ZM202 145V144H201ZM204 145V144H203ZM248 145H249V147H248ZM255 145V144H254ZM259 145V144H258ZM98 146L97 147H95L96 149L98 148ZM106 146V145H105ZM111 146V145H110ZM155 147H156V145H154ZM160 146V145H159ZM168 146V145H167ZM167 146H165V147H167ZM210 147V145H207V148L209 149V147ZM45 147V146H44ZM99 147V148H100ZM113 147V146H112ZM111 147V148H112ZM117 147V146H116ZM128 147V146H127ZM142 147V146H141ZM153 148V149H157V147L156 148ZM186 147H188L187 145H186ZM213 147V148H214ZM93 148V147H92ZM102 148V147H101ZM160 148V147H159ZM163 148V149H162ZM191 148V147H190ZM194 148V147H193ZM212 148V147H211ZM51 149V152L53 151ZM56 149V148H55ZM57 149H56V151H57ZM77 149V148H76ZM87 149V148H86ZM106 149H107V147H106ZM110 149V148H109ZM116 149V148H115ZM114 149V150H115ZM134 149V148H133ZM169 149V148H168ZM167 149V150H168ZM204 149H206V148H204ZM203 149V150H204ZM215 149H217V148H215ZM235 149H233V150H235ZM249 149V150H248ZM253 149L251 150V151H253ZM27 150V152L25 153V151ZM39 150V151H38ZM48 150H46V152H49ZM60 150V149H59ZM58 150V151H59ZM81 150V149H80ZM84 150V149H83ZM92 150H94V149H92ZM100 150V149H99ZM112 150V149H111ZM118 150V149H117ZM121 150H123V149H121ZM145 150H147V149H145ZM151 149H149V151H150ZM173 150V151H174ZM193 150V149H192ZM212 150V149H211ZM211 150H209L210 152H211ZM55 151V150H54ZM55 151V152H56ZM74 151H77V150H75L74 149ZM73 151V152H74ZM78 151H79V148H78ZM77 151V152H78ZM87 151H89V149L87 150ZM86 150H85V152H87ZM113 151V150H112ZM119 151H120V149H119ZM152 151V150H151ZM172 151V152H173ZM50 152V153H51ZM85 152H82V153H85ZM91 152H93V151H91ZM123 152H124V150H123ZM168 152H169V150H168ZM167 152V153H168ZM171 151H170V153H172ZM198 152V154H200ZM206 152V151H205ZM212 152H214V149H213V151ZM244 152H245V154L247 153V154H249V156H245V154H244ZM261 152H263V153H260V154H264V150L263 151H261ZM25 153V155H23L22 157V159H21V161L20 162H16L15 164H13V162H12V160L14 161V159H16L15 158V156H19L20 154H24ZM45 153V151H43V154ZM49 153V154H50ZM76 153V152H75ZM90 153V152H89ZM88 153V154H89ZM170 153H169V155H170ZM201 153H203V152H201ZM207 153V152H206ZM239 153H235L234 154V156H235V159L239 156ZM39 154H41L40 152H39ZM47 154V153H46ZM49 154H47V155H44V156H50ZM56 154V153H55ZM55 154H53V156H55ZM79 154V153H78ZM93 154V153H92ZM123 154V153H122ZM137 154H138V152H137ZM205 154V153H204ZM204 154H200V155H203L204 156V158H205V155ZM210 153H208V155H209ZM246 154V155H247ZM260 154H258V156H260ZM32 155V154H31ZM37 155V154H36ZM74 155V154H73ZM72 155V156H73ZM82 155V154H81ZM80 155V156H81ZM84 155V154H83ZM86 155V154H85ZM115 155V154H114ZM120 155V154H119ZM139 155V154H138ZM172 155V154H171ZM178 155H180V157L178 156ZM196 155V154H195ZM194 155V156H195ZM38 156V155H37ZM52 156V155H51ZM50 156V157H51ZM52 156V157H53ZM71 156V157H72ZM75 156H76V154H75ZM74 156V157H75ZM79 156V155H78ZM140 156V155H139ZM192 156V155H191ZM258 156H256V159H254L255 157H254V154H253V158H251L252 159V161L251 162H253V161H255V160H258V163L261 161H263V163H264V159H262L261 157L263 156L264 157V155H262V156H260V158L262 159H260V161H259V159L257 158ZM2 157V158H3ZM70 157V158H71ZM85 157V156H84ZM87 157V156H86ZM89 157V156H88ZM96 157V156H95ZM120 157V156H119ZM123 157V156H122ZM121 157V158H122ZM125 157V156H124ZM200 157V156H199ZM210 157V156H209ZM12 158H14V159H12ZM48 158V157H47ZM59 158V157H58ZM81 158V157H80ZM79 158V159H80ZM112 158V157H111ZM202 158V157H201ZM204 158H202V159H204ZM206 158H207V156H206ZM239 158H240V156H239ZM250 158H249V162H250ZM18 159V158H17ZM16 159V160H17ZM50 160H51V158H49ZM53 159V158H52ZM56 159V158H55ZM90 159H91V157H90ZM193 159V158H192ZM191 159V160H192ZM195 160H197V156H196V158H194ZM199 159V158H198ZM208 159V158H207ZM226 159V160H225ZM233 159V158H232ZM238 159V158H237ZM254 159V160H253ZM19 160H20V158H19ZM37 160V159H36ZM43 160V159H42ZM75 160V159H74ZM229 160H231V159H229ZM245 160V159H244ZM246 160V161H247ZM5 161V162H6ZM49 161V160H48ZM70 161V160H69ZM72 161V160H71ZM81 161V160H80ZM83 161H85V158L83 159ZM91 161V160H90ZM89 161V162H90ZM131 161V162H130ZM198 161H202V160H198ZM206 161V160H205ZM204 161V162H205ZM232 161V160H231ZM237 160H235L234 161V159H233V162H235V163H237V164H239L240 165V163H238L239 161H237ZM245 161V162H246ZM44 162V161H43ZM75 162V161H74ZM78 162V161H77ZM86 162H88V161H86ZM191 162V163H190ZM197 162V161H196ZM195 162V163H196ZM203 161H202V163H204ZM233 162H231L232 163V165H233ZM241 162V161H240ZM244 162V161H243ZM242 162V163H243ZM6 163V164H7ZM48 163V162H47ZM91 163V162H90ZM113 163V162H112ZM116 163V162H115ZM126 163V164H127ZM132 163V164H131ZM182 163V164H181ZM184 163V164H183ZM229 163V162H228ZM230 163V164H231ZM247 163V162H246ZM256 163H257V161H256ZM13 164V165H12ZM32 164V165H33ZM74 164V163H73ZM84 163L83 162H81V165H83ZM93 163H91V166L89 167V170H91V167H93V165H92ZM110 164V165H109ZM200 164V163H199ZM251 164V163H250ZM250 164H248V165H250ZM254 163H252V165H253ZM260 164H262V163H259V165ZM78 165V164H77ZM77 165H75V166H77ZM80 165V166H81ZM117 165V166H116ZM235 165V164H234ZM238 165V166H239ZM245 165V164H244ZM255 165V166H253V168H255V167H257L256 169H259V170H263L264 171V167L262 168V165L264 166V164H262V165ZM79 166V165H78ZM83 166H85V164L83 165ZM86 166H87V164H86ZM193 166V167H192ZM224 166V165H223ZM236 166V165H235ZM234 166V167H235ZM237 166V167H238ZM242 167H243V169L245 168L243 165H241ZM245 166H247V165H245ZM260 168H259V167ZM52 167V166H51ZM82 167V166H81ZM173 167H175L174 169H173V171H172V168ZM197 167V166H196ZM198 167H200V166H198ZM202 167V166H201ZM200 167V168H201ZM228 166H226V170L227 169H229V168H227ZM237 167H236V169L235 170H239V169H237ZM241 167V168H242ZM53 168V167H52ZM87 168V167H86ZM194 170H193V169ZM221 168H223V167H221ZM231 168V167H230ZM238 168H240V167H238ZM248 168V167H247ZM247 168H245V169H247ZM29 169L31 170L32 169V166H31V168L29 167ZM180 169V168H179ZM178 169V170H179ZM220 169V168H219ZM243 169H240V170H242L243 171ZM249 169V168H248ZM247 169V170H248ZM52 170V169H51ZM67 170V171H68ZM86 170H88V169H86ZM93 170V169H92ZM104 170H102V172L104 171ZM200 170V169H199ZM199 170H196V173H197V171H199ZM223 171V170H225V169H220V171ZM225 170V171H226ZM234 170V171H235ZM251 169H249V171H250ZM255 170V169H254ZM259 170H256L257 172L259 171ZM68 171V172H69ZM81 171H85V170H81ZM172 171V172H171ZM221 171V172H222ZM230 171H233V169H231ZM228 172V170L226 171V172H228V173H231V172ZM234 171H233V173L232 174H235L234 173ZM241 171V172H242ZM245 171V170H244ZM249 171H247V172H249ZM253 171V170H252ZM256 171H254L253 173H256ZM28 172V171H27ZM92 172V171H91ZM171 172V173H170ZM180 172V171H179ZM178 171H177V173H179ZM188 172H190V171H188ZM190 172V175H189V173H188V175L187 176H189L188 177V179L187 178H185V179H187V180H185L186 182L188 181L189 182V178L191 177V173ZM201 172V171H200ZM224 172V171H223ZM226 172H224V173H222L223 175H221L222 176V178L220 177V178H218L217 180H218V182L220 181H222L223 179H224V175H225V178H227L228 179V177H230V176H232V175H230V174H228V175H230V176H228V175H226L227 173ZM240 172V171H239ZM246 172V171H245ZM246 172V173H247ZM251 172V171H250ZM170 173V174H169ZM184 173V174H185ZM195 172H194V174H196ZM199 173V172H198ZM226 173V174H225ZM243 173V172H242ZM246 173H244V174H242V175H245ZM252 172H251V177H253L252 176V174H253ZM262 173V174H261ZM261 173L260 172H258V175L259 176H261V177H263L264 176V174H263V172L261 171ZM46 174V173H45ZM63 174V173H62ZM83 174V175H82ZM236 174L237 175H235V176H232V177H234V178H232L233 180H232V184H235L237 187L239 186V187H241V189H242V187L244 188H246V187H248L249 189H248V191L249 190H253V192H255L254 190H255V187L254 186H256L257 188L259 187H261V188H263L264 186H262V185H260V178L259 177H256V179H258L259 178V182H254L255 183V185L253 184V185H251V182L252 181H248V182H250V183H248V182H246V179L242 176V175H240L239 173H238V171H236ZM248 174V173H247ZM246 174V175H247ZM61 175V174H60ZM172 175V174H171ZM179 175V174H178ZM193 175V174H192ZM249 175V174H248ZM247 175V176H248ZM254 175V174H253ZM257 175V176H258ZM62 176V175H61ZM95 176H98V177H100L101 176V179L100 178H98V177H96L97 178V180H96V178H94ZM174 176V175H173ZM197 176H198V174H197ZM214 176H217V177H215L214 178ZM228 176V177H227ZM246 176V177H247ZM0 177V180H3L2 178ZM180 177V176H179ZM200 177V176H199ZM250 176H248L247 178H249ZM250 177V178H251ZM59 178V177H58ZM195 178V177H194ZM198 178V177H197ZM248 179V180H255V178H251V179ZM99 179H100V181H99ZM193 178H191V180H192ZM222 179V180H221ZM262 179V178H261ZM3 180V181H4ZM94 180H96L97 182H95ZM195 180V179H194ZM197 180V179H196ZM216 180V181H217ZM224 180H226V179H224ZM224 180H223V182H224ZM229 181H231L230 179H228ZM228 180H226L227 182H228ZM263 180V179H262ZM213 181H212V183H213ZM60 182V183H61ZM154 182V181H153ZM174 182H175V184H174ZM186 182L184 183V184H186ZM222 182V184H224ZM190 183V182H189ZM188 183V184H189ZM246 183H247V186H246ZM256 183L258 184V186L256 185ZM213 184H215V182L213 183ZM212 184V185H213ZM218 184H220V186H221V183H217V185H215V187H219V185ZM226 184V183H225ZM231 184V185H232ZM250 184V185H249ZM261 184H263V181H262V183ZM168 185V184H167ZM190 185H191V183H190ZM194 184H192V186H193ZM260 185V186H259ZM184 186V185H183ZM192 186H190L189 188H191ZM225 186V185H224ZM228 186V185H227ZM251 186H252V188H251ZM188 187V186H187ZM194 187V186H193ZM213 188H214V186H212ZM226 187V186H225ZM232 187V186H231ZM230 187V188H231ZM235 188V186H233V188L232 189H238V188ZM17 188V187H16ZM165 188V187H164ZM211 188V187H210ZM228 188V190L230 189L229 187H227ZM254 188V189H253ZM256 188V189H257ZM259 188H258V190H259ZM13 189V188H12ZM167 189V188H166ZM178 189V190H179ZM186 189V188H185ZM192 189V188H191ZM190 189V190H191ZM264 189V188H263ZM160 190V189H159ZM182 190V189H181ZM180 190V191H181ZM217 190V189H216ZM215 190V191H216ZM218 190H224V188L222 189H219L218 188ZM227 190V189H226ZM245 190V189H244ZM257 190V192H258V194H260L261 193V195H260V197L262 196V192H263V194H264V190L262 191V192H260V191H258ZM99 191L100 192H102L101 193V195L102 194H106V192H108L107 194V198L106 199H104V200H101V201H98L97 199V201L96 200H94L95 198L94 197H96V195L94 196V197H92V195L94 194V193H96V192H98V195H100V193H99ZM150 191V192H149ZM158 191V190H157ZM225 191V190H224ZM232 191V190H231ZM236 191V190H235ZM241 191V190H240ZM243 191V190H242ZM241 191V192H242ZM247 191V192H248ZM154 192V191H153ZM174 192V193H173ZM183 192V191H182ZM185 192V191H184ZM187 192V191H186ZM230 192V191H229ZM240 192V193H241ZM245 192H246V190H245ZM244 192V193H245ZM245 193L246 194V197H248L247 195H249L248 193ZM252 192V194H253V196H256L255 195V193H253ZM260 192V193H259ZM179 193V192H178ZM208 192H206V194H207ZM212 193V194H211ZM214 193V194H213ZM221 193V192H220ZM226 192H224V193H222V194H225ZM228 193V192H227ZM231 193H233V192H231ZM235 193V192H234ZM234 193H233V195H232V197L234 196ZM244 193H242V194H244ZM176 194H177V192H176ZM188 194V193H187ZM219 194V193H218ZM236 194V193H235ZM239 194V193H238ZM245 194H244V196H245ZM257 194V193H256ZM257 194V195H258ZM174 195V196H173ZM203 195L201 196V197H203ZM221 195V194H220ZM229 195V194H228ZM237 195V194H236ZM235 195V197L237 198V196ZM204 196H207V195H204ZM209 196V195H208ZM207 196V197H208ZM213 196V197H214ZM226 196V195H225ZM224 196V197H225ZM252 196V195H251ZM53 197V196H52ZM98 197V196H97ZM103 197V195L101 196V198ZM181 197V196H180ZM200 197V198H201ZM212 197V198H213ZM223 197V196H222ZM222 197L220 196V199H222ZM230 197V199H231V196H229ZM234 197V198H235ZM242 197H243V195H242ZM241 197V198H242ZM246 197H243L244 198V200L243 199H241L240 198V201L241 200H243L244 202H245V199H246V201H247V198ZM258 197L259 196H257L256 198V200H258ZM259 197V199H262V197L264 198V196H262L261 198ZM226 198V197H225ZM249 198H250V196H249ZM248 198V199H249ZM253 198V197H252ZM252 198H250V199H252ZM255 198V197H254ZM254 198H253V200H254ZM41 199V198H40ZM103 199V198H102ZM166 199H169V202L171 203V204H167L168 206H165V201H166ZM203 199V198H202ZM207 199V198H206ZM224 199V198H223ZM250 199L248 200L249 202H250ZM45 200V199H44ZM182 200V199H181ZM218 200H219V197H218ZM226 201H227V198L225 199ZM225 200H223V201H225ZM252 200V201H253ZM168 201V200H167ZM166 201V202H167ZM201 201V200H200ZM217 201V200H216ZM225 201V202H226ZM228 201H232V200H228ZM235 200L233 199V202H234ZM239 200H238V202H240ZM258 201H261V200H258ZM262 201H263V199H262ZM169 202H167V203H169ZM199 202V201H198ZM237 202V201H236ZM236 202H235V204H236ZM249 202H247V204H250ZM205 203V202H204ZM226 203H228V202H226ZM232 203V202H231ZM243 203V202H242ZM242 203L240 202V206H242ZM252 204H253V202H251ZM254 203H255V201H254ZM263 205H264V202H261ZM162 204H164V206L162 205ZM199 204V203H198ZM222 204V203H221ZM225 204V203H224ZM223 204V206L224 207H222L223 208V210L226 208V205H224ZM238 204V203H237ZM244 204V203H243ZM247 204H244V205H246L247 206ZM252 204H250V205H252ZM259 204V203H258ZM257 203H255V207H256V205H258ZM40 205H42L41 203H40ZM203 205V204H202ZM207 205V204H206ZM228 205V204H227ZM230 205V204H229ZM234 205V204H233ZM243 205V206H244ZM250 205H248L247 206V208H249V207H251ZM136 207V208H138L137 210L136 209H134V208H131V207ZM209 206V205H208ZM232 206V204L230 205V206H228V207H231ZM262 205L260 204V208H263V206L261 207ZM44 207V206H43ZM234 207V206H233ZM236 208H237V206H235ZM245 207V206H244ZM259 207H257V208H259ZM40 208V207H39ZM46 208V207H45ZM114 208V209H113ZM198 208V207H197ZM221 208V207H220ZM219 208V209H220ZM240 208H243V207H240ZM246 208V207H245ZM257 208L256 209H254L253 211H254V214H252L251 213V211L252 210H250V214H252L251 216H252V218H251V216H250V214H249V216H250V221H247V223L245 222L244 223V225L246 224V225H249V224H251V226H253L252 225V223H254V222H252V220H255V221H257V220H261L262 219V222H263V219H264V217L262 216V214H264V212L262 213H258L257 211ZM259 208V211L261 210ZM134 209V210H133ZM216 209V210H215ZM229 209V208H228ZM250 209V208H249ZM249 209H248V211H247V209H245V211L248 213L249 212ZM251 209H253V208H251ZM41 210H42V207H41ZM40 210V211H41ZM203 210V209H202ZM201 210V211H202ZM223 210H222V212H223ZM226 210V212L228 211L227 210V208L225 209ZM232 210V209H231ZM231 210H229L230 212H228V213H232V215H234V214H236L237 215V211L239 212V207H238V210L236 211V213H234V211L235 210H233L232 212H231ZM244 209H242V211H243ZM43 211V210H42ZM117 211V213H118V216L120 215L121 217H117L116 215H115V217H117L118 219H114L113 217H114V212H116ZM200 211V210H199ZM241 211V210H240ZM241 211V212H242ZM256 211V212H255ZM262 211V210H261ZM116 213V214H117ZM217 213V211L215 212V214ZM220 213H221V210H220ZM243 213V212H242ZM241 213V214H242ZM245 213V212H244ZM196 214V213H195ZM222 214H224V213H222ZM241 214L239 215L240 217H241ZM204 215V216H203ZM245 215H246V213H245ZM244 215V216H245ZM191 216H194V215H191ZM201 218H200V217ZM219 216V215H218ZM217 216V217H218ZM221 216V215H220ZM226 216V215H225ZM227 216H229L228 214H227ZM243 215H242V217H244ZM195 217V216H194ZM237 218L236 219H238V216H236ZM240 217H239V219H240ZM248 217V216H247ZM200 218V219H199ZM218 218H220V217H218ZM225 218V217H224ZM224 218H223V222H225L224 221ZM227 218V217H226ZM231 218H234V221H235V216L234 217H231ZM113 219L115 220V222L113 221ZM196 218H194L193 219V217H192V221L193 220H195ZM197 219H196V221H197ZM202 219V220H203ZM221 219L222 218H220V221H221ZM242 219V218H241ZM247 218H243V220H246ZM116 220H118V221H116ZM121 220V221H120ZM203 220V221H204ZM219 220V219H218ZM230 220V219H229ZM249 220V219H248ZM259 220V221H260ZM188 221H190V223L188 224ZM202 221V222H203ZM210 221V220H209ZM215 221V220H214ZM226 221H228V219L226 220ZM231 221H233V219L231 220ZM241 221V220H240ZM239 221V224L241 223ZM118 222V223H117ZM217 222V221H216ZM238 221L236 220L235 221V225H236V223H237ZM261 222V221H260ZM259 222V224H257L261 229V231H262V227L260 226V224H262V223H260ZM228 223H231V222H228ZM243 223V222H242ZM258 223V222H257ZM191 224H194V222H192ZM223 224V223H222ZM221 224V225H222ZM225 224H227V223H225ZM233 224V223H232ZM186 225H189L188 227L190 228L189 230H188V228H187V230L188 231H186ZM212 225V224H211ZM216 225V224H215ZM229 225V224H228ZM241 225V224H240ZM239 225V226H240ZM255 225H256V223H255ZM213 226H214V223H213ZM217 226V225H216ZM231 226V225H230ZM239 226L237 225L236 227H238L239 228ZM250 226V227H251ZM262 226L264 227V224H262ZM212 227V226H211ZM225 226L223 225V229H225L224 228ZM229 227V226H228ZM241 227V226H240ZM242 227H243V224H242ZM254 227V226H253ZM259 227H258V229H259ZM199 228V227H198ZM215 228V227H214ZM232 228V227H231ZM233 228H234V226H233ZM232 228V229H233ZM238 228H234V229H237L236 230V233L237 232H239L240 230V228L238 229ZM246 228V226L244 227V228H242V230L241 231H245L246 232V230L248 229H246V230H244ZM211 229V228H210ZM219 230H220V228H218ZM227 229V228H226ZM231 229V230H232ZM257 229V227H256V230H258ZM209 230V229H208ZM252 230H254L255 231V228L254 229H252ZM181 231H183V232H181ZM226 231V230H225ZM240 231V232H241ZM248 231H251L250 230V228L248 229ZM259 231V230H258ZM258 231H256L257 233H259ZM180 232H181V234H180ZM209 232V231H208ZM214 232V231H213ZM228 232H229V228H228ZM233 232H235V231H232V233H230V234H233ZM245 232H242V234H244ZM252 234L253 233H255V232H251ZM251 233H247V234H250L251 236H252V234ZM260 233H262L263 234V231L262 232H260ZM259 233V234H260ZM219 234V233H218ZM223 234H225V233H223ZM229 233H227V235H228ZM229 234V235H230ZM235 234V233H234ZM212 235V234H211ZM226 235V234H225ZM229 235H228V237H229ZM239 235H240V233H239ZM249 235V236H250ZM254 235V234H253ZM256 235V234H255ZM264 235V234H263ZM208 237H209V235H207ZM231 236V235H230ZM235 236H236V234H235ZM247 236V235H246ZM250 236V237H251ZM257 236V235H256ZM227 237V236H226ZM227 237V238H228ZM233 237V236H232ZM238 237V236H237ZM240 237H241V235L239 236V240H240ZM242 237H243V235H242ZM253 237V236H252ZM217 238V237H216ZM246 238H249V237H246ZM254 238V237H253ZM258 238V237H257ZM259 240H256V238H255V240L256 241H258V244L257 245H261V243L259 244V241L262 239L260 236H259ZM211 239V238H210ZM221 239V238H220ZM225 239V238H224ZM229 239V238H228ZM232 239V238H231ZM235 238H233L232 240H234ZM237 239V238H236ZM243 239L244 238H242V241H243ZM217 240H219V239H217ZM222 240H223V238H222ZM231 240V241H232ZM238 240V239H237ZM238 240V242H240V243H238V244H234L233 243V245L234 246H236V249L234 250V251H236L237 250V252H234V253H237L238 255H240V257H239V259L241 260L242 258L244 259L245 257H247V258H245V259H248V261L250 260V258H248V255L250 254V256L252 255V253L253 252H250V251H252L251 249L253 248V246H255V245H253V244H255V243H253V241L254 240H249V241H251L252 243V245L250 244V246L252 247H250L248 244L250 243H245V241H247L248 242V239L246 240L245 239V241H239ZM224 241V240H223ZM229 242V241H228ZM228 242H227V246H228ZM234 242L236 243V241L234 240ZM261 242H264V239H262V241ZM219 243V242H218ZM223 243V242H222ZM225 243H226V241H225ZM198 244V245H197ZM210 244V243H209ZM208 244V245H209ZM263 244V243H262ZM202 246L201 247H203V243L201 244ZM226 245V244H225ZM256 245V246H257ZM232 246V245H231ZM230 246V247H231ZM255 246V247H256ZM205 247V246H204ZM210 247V246H209ZM229 247V246H228ZM254 247V248H255ZM259 247V246H258ZM264 247V246H263ZM262 247V248H263ZM36 248V247H35ZM101 248H102V250H105V252H100V253H98L99 251H101ZM177 248V249H176ZM221 248V247H220ZM225 248H226V246H225ZM232 248V247H231ZM235 248V247H234ZM251 248V249H250ZM260 248V247H259ZM258 248V249H259ZM198 249V248H197ZM203 249H205V248H203ZM227 249V248H226ZM230 249V248H229ZM179 250H180V248H179ZM192 250V251H193ZM200 250V249H199ZM202 250V249H201ZM233 250L231 251V249H230V251L233 253ZM250 250V251H249ZM263 251V249H260L259 251H257V248H256V250H255V253L256 252H258L259 254L260 253H262V251ZM178 251V250H177ZM176 251V252H177ZM198 251V250H197ZM227 251H229V250H227ZM226 251V252H227ZM253 251H254V249H253ZM182 252H183V250H182ZM196 252V251H195ZM96 253V254H95ZM178 253V252H177ZM185 253V252H184ZM198 253V252H197ZM231 253V254H232ZM233 253V254H234ZM255 253H253L254 254V256L255 255H257V253L255 254ZM264 253V252H263ZM95 254V255H94ZM166 254V255H165ZM183 254V253H182ZM185 254H187V255H185ZM184 254V256H186V257H184L183 255V257L184 258H189V254L188 253H185ZM194 254V253H193ZM226 254V253H225ZM237 254H234L235 256L237 255ZM175 255V254H174ZM190 255H192V253L190 254ZM234 255H233V257H232V259L234 260ZM262 254H260V255H257L259 258H260V256H261ZM264 255V254H263ZM33 256V255H32ZM95 256V257H94ZM226 256V255H225ZM228 256H229V254H228ZM253 256V257H254ZM256 256V257H257ZM230 257H231V255H230ZM32 258V257H31ZM100 258V257H99ZM164 258V259H165ZM184 258H182L183 260H184ZM188 258L186 259V261L184 262L182 259H180V261H179V263L181 262V261H183V264H192V262L190 263V261H192V260H189V262H188ZM229 258V257H228ZM255 258V257H254ZM253 258V264H255L256 263V261H257V263L256 264H260V262L259 261H261V260H263L262 258H261V260H259V259H256V261H255V259ZM101 259V258H100ZM172 259V258H171ZM191 259V258H190ZM194 259V258H193ZM196 259V258H195ZM231 259V260H232ZM235 259H237V257L235 258ZM238 259V260H239ZM243 259L241 260V261H243ZM244 259V262H245V264L246 263H248L246 260ZM95 260H91L92 261V263L95 261ZM170 260V259H169ZM220 260V259H219ZM225 260V259H224ZM227 260V259H226ZM231 260H230V264H231ZM251 260H252V258H251ZM259 260V261H258ZM91 261H89V263L88 264H90L91 263ZM100 261V260H99ZM99 261L97 262V264H99ZM176 262V261H175ZM228 262V261H227ZM233 262V261H232ZM251 262V261H250ZM255 262V263H254ZM259 262V263H258ZM166 263V262H165ZM195 263V262H194ZM224 263V262H223ZM229 263V262H228ZM236 263V262H235ZM235 263H233V264H235ZM251 263V264H252ZM93 264H96L95 262L93 263ZM171 264V263H170ZM181 264H182V262H181ZM238 264H243V263H240V261L238 262ZM264 264V263H263Z\"/></svg>","mask_w":264,"mask_h":264},{"label":"rangeland","instance_id":"rangeland-1","mask_svg":"<svg viewBox=\"0 0 264 264\" xmlns=\"http://www.w3.org/2000/svg\"><path fill=\"white\" fill-rule=\"evenodd\" d=\"M7 1V0H6ZM53 0H8L7 1V3H8V5H7V8H8V12L5 10V12L4 13H6L7 14V16H6V14H4V13H0V24L4 27H0V28H2V29H0V35H1V39H6L8 42H10L11 44H13V45H21V47L18 45L17 47H20V49L22 48V46H23V48L25 47V45H29V42L30 41H27V40H25V39H23V40H25V42H23V41H21V40H18L17 39V37H7V36H5V35H3V34H5V32H7L8 30H10L11 28H9V27H11V25L13 24V22H15L16 20H25L26 22V25L25 26H23V32H24V34L26 35V34H31V33H33V32H35L34 30H36V32L38 31V29L39 28H41L42 29V25H41V23H43V20H44V14H43V10H44V7L47 5V3L48 2H52ZM66 1V3L65 4H67V2H68V0H65ZM72 2H73V4H75L76 6L80 3L79 1H75V2H77V4L73 1V0H71ZM70 0H69V2L70 3H68L67 4V8L65 7L66 5L64 4H62L61 2H62V0H60V3H58V4H60V6L58 5V7H61L62 6V8H63V10H70V8H68L69 6L68 5H71V2ZM83 1V0H82ZM81 1V2H82ZM183 1V2H182ZM187 1L190 3V1H191V3L190 4H192V7H194L193 9H195V7L196 8H200V9H202V8H204L203 6L205 5V3L203 2V1H201V0H181V1H179V2H176V3H174V5L171 7L172 9V11L174 10V12L175 13H173L172 11V13H173V15L175 14V19H174V16H173V19H168V17H164L163 15L162 16H160V17H162V18H159L158 20L156 19L155 21L153 20V21H151V24L149 25V23L150 22H148L147 24H148V26L145 24V26H141V27H147L146 29L145 28H141L140 26H138L135 22H134V24L136 25V27L139 29L138 31L137 30H135L136 28H134V29H131V32H130V28H133V27H135V26H133L132 27V23L128 26V28H129V32H128V34H127V32H125L126 34H125V36H126V38L125 39H123V40H121V41H119V42H117L116 44H114V47H113V49H112V51L110 50V51H107L106 53L108 54H106V56L105 57H109V54H110V57L108 58V60H107V58H105L106 60V62H104L103 63V61H101L100 63H99V65L102 67V69H109L110 68V65L113 67V64L116 66V64H117V67H116V69L114 70H112L111 68H110V71L108 72V76H107V82H108V84H112V87H111V90L109 89L107 92L105 91V92H103L102 94H100V96H99V94H97V93H95V91H92V90H90V91H88V89L87 90H85L86 88H85V86L84 87H82V89H83V92H82V89L81 90H78V93H77V90H73V91H70L69 93L71 94V95H69V93H68V97H66V99L68 100V101H66L65 100V102H67V106H65L66 107V109L68 110H66L65 108H64V106H62L63 108H61V106L59 105L58 106V103H60L59 102V99H58V91H59V89H58V87L59 86H56V82H57V85H59V80L58 79H61V77H62V75H59V74H55V72L53 73V70H50L51 68H49L47 65L49 64V63H53L54 61H56L58 58H59V56H58V54L56 53V49L57 48H59L60 46H64V45H67V46H81V47H86L85 45H86V43L88 42L87 40H93V39H97L98 37H103L104 36V38H107L108 36V38L107 39H110V38H112L113 36H114V33H116V27H114L115 25L112 23V21H111V19L113 18V16H114V14H115V10H114V8H115V0H89L88 2V4L85 6V8L81 5V3H80V6L78 5L77 7H79V8H77V9H80V7H83L84 9H83V11H86V12H88V13H86V15L88 14L89 15V17L90 16H92V18H93V26H92V31H87L86 33H83V34H78V35H76L77 37H75V38H77V39H75L74 37H70L69 38V36H66L67 38H63V39H61L60 41H58V42H54L53 40H51V41H48V43L46 42V44L47 45H49L50 44V46H51V48H50V50L51 49H53V51H49L50 53H48V55H50L51 53L53 54H51L50 56H46L45 58L46 59H48L47 61H46V59L44 58V59H42L43 60V62H44V64H45V71H41V73L42 74H37V76L39 75V78L37 77V84L39 83V82H41V83H39V88L40 87H42V89H44V90H42L41 88H40V90L41 91H39V92H37V98L39 99V97L41 96V100L39 99V101L41 102L42 100H43V96H44V98H45V100H43L42 102H41V105H40V107H41V109H40V114H41V116H42V113H44L45 111V113L43 114L45 117H49V116H51L50 115V113H52L53 115H52V118H45V119H43V117L44 116H42V118H41V121H40V123H41V125H40V130L42 131L41 133H40V131H39V129H38V135L40 136V138L43 140V138L44 137H46V136H48L49 137V135H48V133H49V131H51L50 129V127H52V128H55V127H53L55 124L56 125H58L57 127L59 128V127H61V129L62 128H64V129H60V132L59 133H57V132H55V131H53L52 130V132L54 133L55 132V134H57V135H55L56 137H54L53 136V139H56L57 140V142L58 141H60V139L61 140H63V141H61L60 143L58 142V144L56 145L55 143H54V145L55 146H58V148L59 147H61L60 145H62V146H64V147H61V148H59V149H57V147H55L54 145H51L52 147L54 146L56 149H57V151H56V149L54 148V149H52L51 148V146L50 145H48V146H50V148L53 150L52 152H51V149L50 150H48V149H46V145L47 144H44V143H46L45 142V140L44 141H42L41 143H43L44 144V146H43V148H45L43 151H45V153L43 154V151H39L41 154H39V152H35V154H34V152L33 153H30V154H28V157H30L31 158V156H33L32 158H34V157H36V159L34 158V162H35V164H33V162H31L30 164H29V166H27V164L25 165V167L24 166H20V169H23V168H27L28 170H26V169H23L24 171H26V172H23L22 170L20 171V173L22 172V174H18V175H20L19 176V179L16 181V183L14 184V187H12L11 189H9L8 187V185H6V182H5V180L1 177V176H3L4 177V175L3 174H5V172H7V170L10 168V166H11V164H9V163H7V161H6V158H4L2 155H0V177L4 180H0V264H35L34 262H36V260H37V258L36 257H38V255H36L37 253L35 252V251H37V244L36 243H38L37 241V237H38V232H37V227L36 226H34L33 225V223H31V221H30V219H31V217H32V215H34V211H35V209H36V206H37V204H38V208L36 209V211L38 210V209H40L41 210V207H42V210L40 211L39 210V212H45V210H46V212L45 213H47V214H49V215H51V214H53L54 212H55V210H53L54 209V204L53 205H51V202L53 203V200H51V199H54V192H55V190L57 189L56 187H58V185L59 184H62V182L61 181H63V183L65 182V183H67V182H70V178L71 177H69V175L70 174H68V173H71L70 171L72 170V168L74 167V169L77 171V170H79L80 169V171H77V173L78 174H81V173H83L84 175H88L89 176V178L90 177H93V176H91V175H100L101 173L104 175V173H105V170H104V166H106V168H108L109 166L107 165L108 163H110L109 165L112 167V165L113 166H115L114 164H117L118 166H119V164L122 162V160H123V158H128V156H130L129 158H130V160H133L132 161V163H134L135 161H137L136 159H131V158H133L134 156L135 157H139V158H141L140 160H142V157L143 158H145L144 156H141V152H143L142 153V155L143 154H145L144 153V151H148L147 153H151L152 152V154L154 153V152H156L157 153V151H158V149H161V147H164V150H165V152H166V156H167V154H168V156L173 160L174 158H173V155L175 156L176 154H180V153H176V152H178V150H174V149H182V148H185L184 150L186 151V152H184V150L182 149V150H180V151H183L184 153H186V155H187V153L188 152H194V153H192V154H190V153H188L189 155H190V157H191V159L189 160V161H193V163L195 164V165H193V166H195L194 168H195V170L193 171V172H191V169H189V170H187V174L185 173L186 171H184V173H182L181 172V168H184V165H186V164H184L183 165V167L181 166V167H173L172 168V171H173V169H174V171L169 175V178L168 177H166V178H163V179H153V181H151V183L149 182L145 187L147 188V187H150L149 189L152 191V189H153V191L152 192H150L152 195H154V193H155V195H157V194H159L160 192L159 191H163V190H169L170 188H174L175 187V185H170V183H172L173 181H175V182H177V181H179L183 176H186V177H183V179H182V181H183V184L180 186V189L178 190H176L175 189V196L176 197H178V195H180L179 197H178V202H181V204L183 203V204H185V203H187V201H189V199L191 198V196H192V194H193V192H194V190L196 189V186H198L197 185V183H199V180H201L200 178L203 176V175H201V173L202 174H204L203 172H205L206 171V165H207V162H208V160H210V158L213 156V153H216V155H217V152L219 151V149L220 148H218V147H221V145H222V143L224 142L223 141V139L225 138L226 139V132H227V130H226V128L228 129V125H229V123H230V119H232V117L233 116H235L236 115V113H238V111H240L241 109H243L244 107H245V103H247V100H248V98L250 97V95L252 94V91L254 90V88H255V86H256V81L258 80V78L256 79V75L258 74L259 76H260V78L261 77H263L262 75H264L263 73V71H264V64L261 62V60L259 61V62H256V60L254 61V65H252V67H251V65H249V63L246 61V59L245 58H243L242 56H240V52L239 51H241V49H243V48H245V49H247L248 48V44H250V49L249 50H251L252 51V54H253V51L255 50L254 49V42H253V38H251V36H252V31H257L260 27V23L259 22H261V21H263L264 19H263V17H264V7H263V5H264V0H237V3L235 4V6L234 7H232L233 8V10H231V7H230V5L227 3V4H224V0L223 1H221V0H219L220 2H222V3H220V5H219V7L217 8V11H216V17L214 16L213 18H212V20L211 19H209L208 21H206V23H204L202 26H200V30H198L199 29V26L198 27H191L190 25H191V21H187V20H189L188 19V17H187V15H185V11H183L184 13H182V5H184V7H187V6H189L188 5V3H187ZM247 1V2H246ZM9 2H10V4H9ZM12 2V3H11ZM45 2V6H43L44 4H42V3H44ZM47 2V3H46ZM59 2V1H58ZM185 2H186V5H185ZM243 2H245L247 5H245ZM255 2V3H254ZM202 3H204L203 5H202ZM226 3V2H225ZM241 3V4H240ZM16 4V5H15ZM49 4V3H48ZM62 4V5H61ZM238 4V5H237ZM23 5L26 7V9L25 10H27L26 12V14H24L25 13V11H23L24 10V8L25 7H23ZM34 5V6H33ZM178 5V6H177ZM201 5H202V8H201ZM226 5H228V6H226ZM245 5V6H244ZM8 6H10V7H8ZM73 7H71L72 8V10L73 9H75V7H74V5H72ZM180 6V7H179ZM221 6H222V8H221ZM239 6V8L240 9H237L236 7H238ZM242 6H244L243 7V9H245V11L247 10V12L246 13H248V11H249V13L251 14H247V18L245 17V15H246V13H244V15L242 16V15H239V17L241 16V19H240V23L239 22H237L238 20H239V17H238V15L237 14H241V13H243V12H241V13H239L240 12V10H242ZM23 7V8H22ZM183 7V9H185ZM190 7H191V5H190ZM250 7H251V10H250ZM10 8V9H9ZM40 8V9H39ZM65 8V9H64ZM229 8H230V11H227V10H229ZM235 8H236V10H235ZM262 8V9H261ZM82 9V8H81ZM258 11H257V10ZM21 10V11H20ZM62 10V9H61ZM222 10V11H221ZM226 10V11H225ZM253 10V11H252ZM259 10H260V12H259ZM231 11H235V15H234V13H233V15H231L230 13H232ZM244 11V10H243ZM251 11V12H250ZM255 11H257V12H255ZM180 12V13H179ZM257 13L256 15L255 14H253V13ZM259 12V13H258ZM22 13V14H21ZM113 13V14H112ZM221 13H223V14H221ZM218 14V15H217ZM260 14V15H259ZM262 14V15H261ZM28 15V16H27ZM219 15H220V17H219ZM223 17H222V16ZM254 15V16H253ZM6 16V17H5ZM25 16V17H24ZM225 16H227L226 18H225ZM232 16H234V17H232ZM237 16V17H236ZM252 16V17H251ZM10 17H12V18H10ZM43 17V18H42ZM218 17V18H217ZM238 18V19H236V18ZM254 17V18H253ZM42 18V19H41ZM216 20H215V19ZM219 18L221 19V20H219ZM257 18H259V19H257ZM9 19V20H8ZM217 19H218V21H217ZM225 19V20H224ZM250 19V20H249ZM251 19H253V20H251ZM257 19V20H256ZM14 20V21H13ZM42 20V21H41ZM94 20L96 21L95 23H94ZM165 20V21H164ZM173 20V21H172ZM191 20V19H190ZM214 20H215V23H217V22H219V23H217L216 25H215V23H214ZM258 20H260L259 22H258ZM11 21V22H10ZM76 21V22H75ZM73 20V22H67V23H65V24H57V25H55L54 27H53V30H54V32L56 31L57 33H59V34H70V33H80V31L83 29V22H81V19H79V21L78 20ZM217 21V22H216ZM248 21V22H247ZM249 21H251V22H249ZM4 22V23H3ZM152 22H154V24L152 23ZM158 22V23H157ZM174 22V23H173ZM187 22V23H186ZM188 22L190 23V24H188ZM210 22H212V23H210ZM229 22V23H228ZM237 22V26L238 25H240V26H238V29H237V26H236V23ZM79 23V24H78ZM249 23V24H248ZM251 23H253V24H251ZM255 23V24H254ZM8 24H10L9 26H8ZM70 24V25H69ZM153 24V25H152ZM175 24V25H174ZM207 26H206V25ZM235 24V25H234ZM245 24V25H244ZM259 26H258V25ZM74 25V26H73ZM82 25V26H81ZM183 25V26H182ZM228 25V26H227ZM232 25V26H231ZM244 25V26H243ZM248 25V26H247ZM231 26V27H230ZM233 26H235V27H233ZM243 26V27H242ZM255 26V27H254ZM7 27V28H6ZM28 27V28H27ZM96 27V28H95ZM201 27H203V28H201ZM204 27H206V28H204ZM252 27H253V29H252ZM259 27V28H258ZM9 28V29H8ZM25 28V29H24ZM82 28V29H81ZM151 28V29H150ZM232 28V29H231ZM236 28V29H235ZM244 28V29H243ZM248 28L250 29V30H248ZM6 29H7V31H6ZM41 29H39L40 31H42ZM79 29V30H78ZM127 29V28H126ZM125 29V30H126ZM202 29V30H201ZM242 31H241V30ZM33 30V31H32ZM72 30V31H71ZM133 30V31H132ZM134 30H135V33H136V31L139 33H137L136 35H132L133 33H134ZM142 32H141V31ZM204 30V31H203ZM244 30V31H243ZM26 31H28L27 33H26ZM70 31V32H69ZM127 31H128V29H127ZM226 31V32H225ZM240 31V32H239ZM55 32V33H56ZM131 33V34H130ZM144 33V34H143ZM185 33V34H184ZM248 33H249V35H248ZM251 33V34H250ZM102 34V35H101ZM246 34H247V36H246ZM79 35H80V37H79ZM81 35H83V36H81ZM100 35V36H99ZM222 35V36H221ZM225 35V36H224ZM112 36V37H111ZM223 37V38H222ZM13 38V39H12ZM79 38V39H78ZM246 38H247V40H246ZM249 38V39H248ZM9 39V40H8ZM74 39V40H73ZM251 39V40H250ZM5 40V41H6ZM30 40V39H29ZM63 40V41H62ZM224 41V42H223ZM249 41V42H248ZM251 41V42H250ZM21 42H23V43H21ZM28 44H27V43ZM34 41H31L30 42V45H33L34 47H36V44L35 43H33ZM237 42V43H236ZM253 43V44H252ZM42 44V43H41ZM37 46H40V43L38 44L37 43ZM192 46H197V49H198V55H196V57L194 58V57H192L191 55V48H193ZM203 46V47H202ZM245 46H247V47H245ZM178 47V48H177ZM89 47H86V49H88ZM175 48V49H174ZM252 48V49H251ZM256 48V47H255ZM85 49V48H84ZM85 49V51L86 52H88L89 51V49L88 50H86ZM128 49V50H127ZM132 49V50H131ZM246 50V51H248L249 52V50ZM37 52H38V50H37V47H36V49H35ZM159 50H160V52H162V51H164V52H170V54L172 53V55H173V57L175 58V59H177L178 60V58L180 59V60H183L184 58L185 59H188L189 57H191V59L192 60H190V59H188V60H190V61H192V62H187V60H185L186 61V63L184 62H180V60H178L180 63L179 64H183L185 67L186 66H188V65H190L189 67H188V69L190 70V67H193L194 68V70H193V68H191L192 69V71L191 72H193V78L191 79V81L189 80V82L188 81H186V79L188 78H186L184 81H181V80H179V78L177 77L178 75H177V73L176 72H178L179 70V68H183V66L181 67V65H177V63H175L176 64V67L175 68H173L175 65H173L172 66V68L171 67H169V68H171V69H168V71L167 72H169V70L171 71V72H169V73H172L173 71V73H176L174 76H175V78L177 77V79H178V81H180V82H182V83H179V84H177V80L175 79V82H176V84H175V82H173V80H174V76H172V78L170 77V74L169 73H167V72H165L163 75L165 76V79H163L162 80V78H164V77H162V78H160V79H158L159 81L161 80V82L159 83V81L158 80H156L157 82H155V83H153L155 86H156V84H157V88H155V86H154V88L155 89H150L149 87H148V90L146 91V90H143V93L142 92H140V93H142V95L140 94V93H138V94H140V95H137V96H135L134 95V97L133 96H131L132 98H128V99H125V100H123V98L121 99L120 98V96H118V89L117 88H115L116 87V83L118 82V78H121L124 74L123 73H125L124 71H126V70H128L131 66H129V67H127L128 65H126L125 64V62L123 63V61H128L130 58H133L132 60H134V66H136V65H139V64H142V63H145V62H147L148 60H150L151 58H154V56L159 52ZM215 50V51H214ZM244 50V49H243ZM242 50V51H243ZM251 51H250V53H251ZM54 52V53H53ZM91 52V51H90ZM144 52V53H143ZM177 52V53H176ZM236 54H237V56H236ZM38 55V56H37ZM112 55V56H111ZM120 57H119V56ZM128 55V56H127ZM133 55H135V56H133ZM206 55V56H205ZM239 55V56H238ZM36 58H37V60H36V58H34L35 60H36V63L37 62H39V60H41V58H42V55H41V53L40 52H38V53H36ZM34 56V57H35ZM124 56V57H123ZM129 56H131V57H129ZM183 56V57H182ZM194 56V55H193ZM201 56V57H200ZM48 57V58H47ZM58 57V58H57ZM129 57V58H128ZM137 57V58H136ZM51 58V59H50ZM119 58H120V60H119ZM125 58H128V59H126L125 60ZM136 59V61H135V59ZM182 58V59H181ZM194 58V59H193ZM34 59H32V60H34ZM122 59V60H121ZM138 59V60H137ZM203 59H204V61H203ZM35 60L33 61V62H35ZM202 60V61H201ZM236 60V61H235ZM245 60V61H244ZM46 61V62H45ZM122 61V62H121ZM110 62V63H109ZM247 62V63H246ZM256 62V63H255ZM139 63V64H138ZM188 63V65H185V64H187ZM199 63V64H198ZM246 63V64H245ZM69 65L67 66V67H69L70 68V66H71V63H68ZM107 64V65H106ZM194 64V65H193ZM196 64V65H195ZM201 64V65H200ZM248 64V65H247ZM257 64V65H256ZM261 64V66H259ZM120 65V66H119ZM127 68H125L124 66ZM104 66V67H103ZM195 66V67H194ZM241 66V67H240ZM249 66V67H248ZM253 66H258V70L256 69V67L254 68ZM48 67V68H47ZM108 67V68H107ZM225 67V68H224ZM248 67V68H247ZM250 67H251V69H250ZM68 68V69H69ZM115 68V67H114ZM238 68V69H237ZM49 69V70H48ZM132 69H134V67L132 66ZM224 69V70H223ZM254 69H255V71L257 70L258 71V73H257V71L255 72L254 71ZM130 70V69H129ZM177 70V71H176ZM229 70V71H228ZM51 71V72H50ZM176 71V72H175ZM259 71H260V73H259ZM262 71V72H261ZM219 72H221V73H219ZM224 72V73H223ZM226 72L228 73V74H230V75H228V74H226ZM251 72V73H250ZM248 73H250V74H248ZM254 73H257L256 75L254 74ZM62 74V73H61ZM121 74H122V76H121ZM190 74L191 73H188L187 75L191 78V76H190ZM218 74V75H217ZM186 75V76H187ZM192 75V74H191ZM249 75V76H248ZM255 75V76H254ZM27 72H26V75H25V79L27 78ZM59 76H61V77H59ZM113 76V77H112ZM121 76V77H120ZM200 76V77H199ZM203 76V77H202ZM205 76V77H204ZM216 76V77H215ZM251 76V77H250ZM252 76H254V77H252ZM258 76V77H259ZM43 77L44 78H46V81H47V88H46V86H45V84H43V82L45 81H43ZM59 77V78H58ZM169 77V78H168ZM209 77V78H208ZM226 77V78H225ZM51 78V79H50ZM190 78H188V79H190ZM223 80H222V79ZM228 78H229V80H228ZM249 78V79H248ZM24 79V80H25ZM40 79H42V80H40ZM48 79V80H47ZM57 79V80H56ZM167 79H168V81L171 79L172 80V82H173V84L171 83V80L169 81V83H170V85H168L167 83L165 84V80H166V82H168L167 81ZM203 79V80H202ZM205 79H208V80H205ZM210 79H211V81H210ZM227 79V80H226ZM251 79V80H250ZM254 79V80H253ZM199 80H200V82H199ZM46 81L44 82V83H46ZM51 81V82H50ZM111 81V82H110ZM164 81V83L163 84H165V86L166 87H168V88H166V87H162L163 85L161 84L162 82ZM186 81V82H185ZM195 81V82H194ZM223 82L224 81V84H225V82H226V86L224 85V84H222L221 82ZM228 81V82H227ZM231 81V82H230ZM252 81V82H251ZM255 81V82H254ZM49 82L51 83V84H49ZM53 82V83H52ZM193 84H192V83ZM211 82V83H210ZM248 82V83H247ZM187 83V84H186ZM215 83H217V85L215 84ZM231 83H233V84H231ZM152 84V85H153ZM172 84V85H171ZM220 84H222V85H224L223 86V90L225 91V94L224 93H222V95H219V97L221 96V98H219L218 96L215 98H213L214 100H213V109H212V113H211V117H210V119L208 118V121H207V123L205 122H203V118L201 117V115H197V114H200V112L199 113H197V109L199 108L198 106L199 105H201V103H203V105H201V106H205L204 104L206 103L205 101H207V97H205L206 95H204V93H206V94H208V93H210L212 90L214 91V90H216L217 88H218V86H220L221 87V85ZM42 85V86H41ZM54 85L55 87H57V89H55L54 88V86L52 87V86ZM161 85V87H162V91H163V89L165 88V89H167V91H165V89H164V91L163 92H160L161 91V87L159 88V86ZM175 86L176 88H173L172 86ZM185 85V86H184ZM212 85V86H211ZM246 85V86H245ZM50 86V87H49ZM169 86H170V88H169ZM179 86V87H178ZM210 86V87H209ZM213 86H215V87H213ZM252 86V87H251ZM38 87V86H37ZM49 87V88H48ZM150 87H152V86H150ZM185 87V88H184ZM189 87V88H188ZM233 88L231 91H229L228 90V92H227V90H225V88ZM254 87V88H253ZM39 88H37V91H38V89ZM45 88H46V91H45ZM153 88V87H152ZM172 88V89H171ZM204 88V89H203ZM214 88V89H213ZM48 89V90H47ZM53 92V91H55V90H57V92L55 91V93H53L52 95H54V96H52L51 95V91ZM53 89V90H52ZM188 89V90H187ZM190 89H192V90H190ZM252 89V90H251ZM85 90V91H84ZM117 90V91H116ZM169 90V91H168ZM173 90V91H172ZM183 90V91H182ZM196 90V91H195ZM204 90V91H203ZM211 90V91H210ZM46 92V93H48L47 91H50L49 92V94L48 95H51L50 97H51V100L49 101V105L47 104V100H49L50 98H49V96L48 95H46V93H44V92ZM86 91H88L87 93H85ZM150 93H149V92ZM159 91V92H158ZM176 91V92H175ZM209 91V92H208ZM234 91V92H233ZM238 91V92H237ZM242 91V92H241ZM41 92H43L44 93V95H43V93H42V95L40 94ZM148 92V93H147ZM201 92V93H200ZM244 92V93H243ZM77 95H76V94ZM171 93V94H170ZM176 93V94H175ZM226 93H228L230 96H228V94H226ZM231 93L233 94V95H231ZM240 95H239V94ZM38 94L40 95L39 97H38ZM75 94V97L77 96V100H76V102H73V100H72V98L74 97L73 95ZM81 94V95H80ZM85 94V95H84ZM154 94V95H153ZM159 94V95H158ZM164 94V95H163ZM169 94V95H168ZM186 96H185V95ZM199 94V95H198ZM224 94V95H223ZM235 94L237 95V96H235ZM189 95V96H188ZM194 95V96H193ZM203 95V96H202ZM227 95V96H226ZM245 95V96H244ZM248 96V98H247V96ZM56 96V99L54 98ZM78 96H80V97H78ZM157 96V97H156ZM164 96V97H163ZM199 96V97H198ZM233 96H235V97H233ZM71 97V98H70ZM204 99H206L205 101L203 100V98ZM223 97H225V98H223ZM48 98V99H47ZM70 100H69V99ZM80 98V99H79ZM193 98V99H192ZM223 98V99H222ZM227 98V99H226ZM231 98V99H230ZM233 98V99H232ZM53 99V100H52ZM74 100L76 99V98H73ZM156 99V100H155ZM192 99V100H191ZM194 99H196L195 101L197 102V104H198V106H196V104H194V103H196V102H194L193 100ZM202 99V100H201ZM222 99V100H221ZM225 99V100H224ZM236 99H237V101H236ZM56 102H55V101ZM58 100V101H57ZM79 100V101H78ZM216 100L218 101V103L221 105V108H220V105L219 104H217V102H216ZM228 102H227V101ZM230 100V101H229ZM244 100H246V101H244ZM45 101V102H44ZM52 101V102H51ZM54 101V102H53ZM154 101V102H153ZM185 101H188V103L187 102H185ZM192 101H193V103H192ZM205 103H204V102ZM214 101L216 102V104L218 105H216L215 103H214ZM221 101H223V102H225V105H224V103L223 102H221ZM65 102H63V104L65 105ZM69 102V103H68ZM79 102V103H78ZM185 102V103H184ZM235 102V103H234ZM240 102V103H239ZM43 103V104H42ZM73 103V104H72ZM81 103V104H80ZM231 103V104H230ZM52 104V105H51ZM57 104V107H59V108H61V110L62 109H65L68 113H69V115H68V113H65V115L67 114V118H65L66 116L64 115V118H62L59 122L57 121V120H55V118H54V113L56 112L55 110H53L54 108H52V106L54 107L55 105ZM76 104H79L78 105V107H77V105ZM133 104V105H132ZM168 104V105H167ZM190 104V105H189ZM229 104V105H228ZM239 104V105H238ZM42 105H44V106H42ZM49 107H48V106ZM61 105H62V103H61ZM70 105V106H69ZM173 105V106H172ZM181 105H183V106H181ZM186 105H188V106H186ZM230 106V111L228 110V116H227V112H226V109H227V106ZM231 105H236V106H234V108H233V106L231 107ZM242 105V106H241ZM244 105V106H243ZM263 105V104H262ZM262 105H260L261 107H259V108H257L258 110H256V112L254 113V115L251 117V119H250V121H249V123L247 124V126H246V128H247V130L248 131H246V128H245V134L247 135V137H246V139L247 138H249V141H248V139L246 140V144L249 142V145L251 146L252 144H250V143H254L252 146H253V148H255L254 146H258V148H259V146L261 145L262 146V144L263 143H261L260 144V141H264V139L262 140V138H260V137H263V135H261V133H263L264 134V131L263 132H261L260 130L261 129H264L263 127H264V119H262V120H260L261 119V116H262V118H264L263 117V115H264V106L262 107ZM47 106V107H46ZM71 106H76V108L75 107H72V109L71 108H69V107H71ZM101 106V107H100ZM140 106V107H139ZM190 106V107H189ZM194 106H196V108L197 109H195V107ZM200 106V107H201ZM217 106V107H216ZM223 106H225L226 108H224ZM56 106H55V108H57ZM97 107H98V109H97ZM187 107V108H186ZM193 107V108H192ZM203 107H201V108H203ZM219 107V108H218ZM243 107V108H242ZM49 108H52L51 110L49 109ZM70 109V111H69V109ZM73 108H75V110L73 109ZM84 108V109H83ZM95 108V109H94ZM200 108V109H201ZM215 108H216V111H215ZM223 108V109H222ZM262 108V109H261ZM45 110V109H47V110H45L44 112H43V110ZM48 109H49V111H51V112H49L48 111ZM163 109V110H162ZM167 109V110H166ZM225 109V110H224ZM57 110H59V109H57ZM76 110H78V111H76ZM81 110V111H80ZM154 110V111H153ZM263 110V111H262ZM52 111H54V113L52 112ZM66 111H64V112H66ZM135 111V112H134ZM219 113H218V112ZM223 111V112H222ZM232 111V112H231ZM75 112H77V113H75ZM163 112H165V113H168V115L167 114H165V115H167L166 116V119H165V121H164V118H165V116H164V113ZM226 112V113H225ZM70 113H73V114H70ZM76 115H75V114ZM157 113H163V119L162 120H160V121H162L163 122V125H162V123H159V119H161L160 117L162 116V114L160 115V114H158L157 115ZM184 113V114H183ZM188 113H190V114H188ZM45 114H47V115H45ZM56 114V113H55ZM187 114V116H185L186 117V119H187V117H188V119L190 120V121H192L191 123H189L188 121H186V119H185V117H183L184 115H186ZM225 114V115H224ZM235 114V115H234ZM259 114V115H258ZM261 114V115H260ZM263 114V115H262ZM49 115V116H48ZM74 118V122L72 121L73 120V118L71 117V116ZM153 115H157V117L159 118L158 119V121H156L157 119H156V116H155V118H154V116ZM160 115V116H159ZM194 115V116H193ZM218 115V116H217ZM224 115V116H223ZM258 115V116H257ZM75 116V117H74ZM169 116L171 117V119H172V117L174 118L173 120H175L176 121V123H175V121H174V124L171 126V127H169V126H167V123H166V121H169V123H170V119H169ZM190 116V117H189ZM198 116V117H197ZM199 116L203 119V120H201L202 121V123H201V121L199 122V120L201 119V118H199ZM222 116V117H221ZM232 116V117H231ZM260 116V117H259ZM56 117V116H55ZM145 119H144V118ZM151 118V120H150V118ZM154 118V121H155V123H153V125H152V120H153V118ZM196 117V118H195ZM218 117H220V119L218 118ZM255 117H259V120L261 121H259L258 119H256ZM53 118H54V122H51V119H52V121H53ZM132 118V119H131ZM149 118V119H148ZM199 120H198V119ZM211 118H212V120H211ZM214 118V119H213ZM216 118H217V120L219 121H217L216 120ZM224 118V119H223ZM228 118V119H227ZM43 119V120H42ZM50 119V123H48L47 124V121ZM65 121H64V120ZM70 119V120H69ZM72 119V120H71ZM140 119V120H139ZM142 119V120H141ZM156 119V120H155ZM196 119H197V121H196ZM46 120V121H45ZM69 120V122L70 121H72V123H69V122H67ZM78 122H77V121ZM144 120H150V121H152L151 122V124H150V122H149V124L147 123V121H144ZM173 120H172V122H173ZM177 120L179 121V123H181V126L180 127H182L181 129L183 130H181L180 128H179V125L180 124H178L177 126H174V125H176L178 122H177ZM195 120V121H194ZM210 120V121H209ZM224 120V121H223ZM44 121V123L45 124H43L42 122ZM57 121V123H55ZM84 121V122H83ZM133 121V122H132ZM138 122V121H141L142 123L140 124V127L142 128H140L138 125L137 126H135L136 124H135V122ZM147 123L148 124V126H146V124L144 123ZM181 121V122H180ZM184 121V122H183ZM204 121H206V118H205V120ZM252 121V122H251ZM65 122V123H64ZM67 122V123H66ZM85 122H86V124H85ZM159 124H158V123ZM185 123V124H183V123ZM194 122V123H193ZM197 122V123H196ZM198 122H199V124H198ZM218 122V123H217ZM225 123L224 125H223V123ZM229 122V123H228ZM251 122V123H250ZM254 122V123H253ZM52 123H54V125L53 126H51L52 125ZM73 123H75L74 124V126H73ZM78 123V124H77ZM83 124V125H81V124ZM132 123V124H131ZM135 125H134V124ZM157 123V124H156ZM164 123H166L165 125H164ZM188 123H189V125H188ZM193 123V126H195V123H196V125H202V127H201V125H200V128L198 127V126H195L196 127V129H194L195 127H193L191 124ZM204 123V124H203ZM209 123V124H208ZM221 123H222V125H221ZM257 123H259L258 125H257ZM51 124V125H50ZM59 124L61 125V124H63V125H61V126H59ZM80 124V125H79ZM85 124V125H84ZM208 124V127L207 126H204V125H207ZM217 124V125H216ZM261 124H263V126L261 125ZM47 125H49V126H47ZM55 125V126H56ZM66 125V126H65ZM69 125H71L73 128H71V126H69ZM133 125H134V127H136V128H134V130H133ZM152 127H151V126ZM154 125H155V127H154ZM170 125V124H169ZM182 125H185V126H187L188 128H186L185 126H182ZM210 125H211V127H210ZM215 125V126H214ZM249 125H251L252 126V128L249 126ZM254 125L256 126V127H254ZM260 125L262 126V127H260ZM1 126V125H0ZM41 126H42V129H41ZM69 126V127H68ZM77 126V127H76ZM81 126V127H80ZM143 126H146V127H143ZM162 126V127H161ZM164 126H165V128H164ZM174 126V127H173ZM212 126H213V128L215 127V129H216V126L218 127V129H219V131L218 130H213V129H211L212 128ZM222 126V127H221ZM258 126H259V128H258ZM46 127H49V128H46ZM56 127V128H57ZM68 127V128H67ZM132 127V128H131ZM137 127H139L140 129H138L137 130V132H136V129H137ZM148 127H150V128H148ZM161 127V128H160ZM167 127H169V128H167ZM192 128V129H189V128ZM201 129V131L198 129ZM205 127H207V129L205 130L204 128ZM220 127V128H219ZM251 128V130L253 131V134L256 132V133H259L260 134V137H256L257 135H252V138H255V140L254 139H252L251 138V135H250V133L252 134V132H251V130H250V128ZM44 128H46V129H44ZM74 129L73 131H70V130H68V129ZM85 128V129H84ZM93 128V129H92ZM146 128V129H145ZM155 128H157V129H155ZM167 128V132H165L166 129ZM178 128V129H177ZM188 130V132L186 131V129ZM210 128V129H209ZM249 128V129H248ZM76 129V130H75ZM91 129V130H90ZM94 129H95V131H94ZM127 129V130H126ZM130 129V130H129ZM155 129V130H154ZM161 129H162V131H163V129L165 130L164 132L165 133H163L162 131H161ZM209 129V130H208ZM255 129H259V132L258 131H255ZM67 130V131H66ZM104 130V131H103ZM169 130V131H168ZM179 130H181V132L179 131ZM193 130H195V131H193ZM212 132H211V131ZM223 131V133H222V131ZM250 130V131H249ZM2 131H3V129H1L0 130V136L2 135L1 133H2ZM47 133V135H46V133ZM48 131V132H47ZM56 131H58V129L56 130ZM69 131V132H68ZM114 131V132H113ZM124 131V132H123ZM153 131V132H152ZM157 131H159V132H157ZM192 131V132H191ZM197 131V132H196ZM199 131V132H198ZM203 131V132H202ZM210 131V135H212V133L214 134V133H216V132H218V133H216V134H214V135H217L218 134V136H220L219 137V139L220 140H222L220 143L221 144H219V142H218V140H215V138L217 139V137L218 136H214V135H212V137L211 136H209L208 135V133L207 132H209ZM63 132L65 133L66 132V134L64 135L63 134ZM71 132V133H70ZM138 133L136 136H134V134L133 133ZM140 132V133H139ZM168 132H170V133H168ZM185 132H187V134L188 135H190V136H188V135H185V136H183L182 134L184 133V134H186ZM196 132V133H195ZM200 132H202V133H204V135L205 136H207V138L201 133L200 134ZM249 134H248V133ZM261 132V133H260ZM167 133V134H166ZM193 133H194V135H193ZM207 133V134H206ZM221 133V134H220ZM224 133H225V135H224ZM43 134H44V136H43ZM50 134H52L51 132H50ZM123 134V135H122ZM129 134V135H128ZM156 134H158V135H156ZM199 134H200V137H201V135H202V138L204 139H202V138H200V139H198L197 138V136H199ZM224 136H223V135ZM258 134V135H259ZM74 135V136H73ZM193 135V136H192ZM62 138H61V137ZM70 136V137H69ZM82 136V137H81ZM124 136V137H123ZM125 136H126V142H128V144L126 145L125 144V142H123V141H125V140H123L122 139V137L123 138H125ZM186 137L187 138V140H185L183 137ZM214 136V137H213ZM222 136V137H221ZM253 136H255V137H253ZM51 137V136H50ZM59 137H60V139H59ZM65 137H67V139L65 138ZM120 137H121V139H120ZM128 137V138H127ZM157 137V138H156ZM166 137V138H165ZM170 137V138H169ZM180 138L181 139V137L183 138V139H178V138ZM189 137V138H188ZM205 137V138H204ZM2 138V136L0 137V139ZM117 138H118V140H117ZM131 138V139H130ZM191 138V141L193 140L194 142L193 143H189V142H191V141H188L189 139ZM194 138H195V140H197V141H199V142H202V143H197L195 140H194ZM211 138H212V141H210V142H208V140H205V139H209V140H211ZM264 138V137H263ZM123 140V141H120V140ZM172 139L175 141L176 139H177V141L179 142L178 143V145H177V141H176V144L174 143V141H172ZM214 139V140H213ZM224 139V140H225ZM250 139H252V140H250ZM259 140V145L257 144V142H255L256 140ZM48 140H50L49 138H48ZM47 140V142H48V144H50L49 143V141ZM87 140V141H86ZM99 140V141H98ZM115 140V141H114ZM116 140H117V142H116ZM135 140H138V141H135ZM182 140H184L183 142H182ZM202 140V141H201ZM257 140V141H258ZM101 141V142H100ZM118 141H120L121 142V145H115L116 143L118 144V143H120V142H118ZM206 141H207V143H206ZM251 141H254V142H251ZM64 142V143H63ZM98 142L99 143H101V144H105L104 146L102 145L101 147H100V145L98 144ZM114 142V143H113ZM123 142V143H122ZM174 143V145H173V147H175V145H177V147L179 146V145H181V148H174L173 150H172V144ZM180 142H182V144H184V145H182ZM204 142V143H203ZM211 142H213V143H211ZM218 142V143H217ZM62 143V144H61ZM196 143H197V145L198 144H200V149H198V150H201L202 148H201V146L203 147V146H205L204 148H206V149H202L199 153L200 154H204L205 155V158H204V156L203 155H200V154H198V152H196L197 150V148L195 149V146L197 147V145H196ZM206 143V144H205ZM215 143L216 144H219V145H217L216 147H214V146H211L212 144H214L215 145ZM65 144V145H64ZM99 146H98V145ZM123 144V145H122ZM130 144V145H129ZM195 144V145H194ZM202 144V145H201ZM204 144V145H203ZM257 144V145H256ZM98 146V148L96 149L95 147H97ZM111 145V146H110ZM115 145V146H114ZM126 145V146H125ZM154 145H156V147H157V149H153L155 146ZM160 145V146H159ZM168 145V146H167ZM186 145L188 146V147H186ZM191 145V146H190ZM207 145H210V147H209V149L207 148ZM249 145H248V147H249ZM113 146V147H112ZM117 146V147H116ZM128 146V147H127ZM142 146V147H141ZM165 146H167V147H165ZM199 146V145H198ZM252 146H251V150L253 149L252 148ZM260 146V148H259V150L262 148H264V144H263V147H261ZM93 147V148H92ZM100 147V148H99ZM106 147H107V149H106ZM112 147V148H111ZM155 147V148H156ZM160 147V148H159ZM191 147V148H190ZM194 147V148H193ZM212 147V148H211ZM214 147V148H213ZM237 148L235 149V148H233V149H235V150H230V151H232V155L233 156H231V158L229 157V155H231V154H227V156L225 157V158H228V160H226L227 162L225 163L224 162V164H222L219 168L220 169H225L226 170V166H228L227 168H229V169H227L228 170V172L231 170V169H233V171L236 169V167L239 165V164H237V163H235V162H233V159H234V161L235 160H237V161H239L238 163H240V165L238 166V167H240V168H238L237 167V169H239V170H235L234 171V173L235 174H232L233 173V171H230L231 173H228V172H226L225 170H223L224 172H226L225 174L226 175H228V174H230V175H232V176H235V175H237L236 174V171H238V173L240 174V175H242V174H244V173H246L247 171H249V169H251L250 171L253 173L254 171H256V170H259V169H256L257 167H255V168H253V166H257V165H259V163H262V164H264L263 163V161L261 162L260 161V159L262 158V159H264V157L262 156V155H264V154H260V153H263V152H261V151H263V150H260V151H258V153H257V155L255 154V153H253V152H257V150L256 149H258V148H256V149H253V151H251V150H249V152L248 153H250V154H254V159H256V156H258V154H260V156H262L261 158H260V156H258L257 158L259 159V163H258V160H255V161H253V162H251L252 161V159L251 158H253L252 156H253V154L252 155H250V157H248V160H249V158H250V162L247 160V158H245V157H242L243 158V160H240L241 159V156L242 155H240V154H242V153H239V152H241V151H243V150H241L240 148H239V150H238V146H236ZM77 148V149H76ZM78 148H79V151H78ZM87 148V149H86ZM110 148V149H109ZM116 148V149H115ZM127 148H129V149H131L132 151H135V153H136V155L135 154H133V152L131 151V153L132 154H130L129 153V149H128V151H127ZM134 148V149H133ZM169 148V149H168ZM215 148H217V149H215ZM74 149L75 150H77V151H74ZM81 149V150H80ZM84 149V150H83ZM89 149V151H87ZM92 149H94V150H92ZM100 149V150H99ZM113 151H112V150ZM115 149V150H114ZM118 149V150H117ZM119 149H120V151H119ZM121 149H123L124 150V152H123V150H121ZM145 149H147V150H145ZM149 149H151L150 151H149ZM163 149V148H162ZM169 150V152H168V150ZM193 149V150H192ZM212 149V150H211ZM213 149H214V152H212L213 151ZM46 150H48L49 152H46ZM56 152H55V151ZM59 150V151H58ZM85 150L87 151V152H85ZM139 150L141 151V152H139ZM157 150V151H156ZM209 150H211V152L209 151ZM216 150H218V151H216ZM236 150H238L237 152H236ZM74 151V152H73ZM91 151H93V152H91ZM127 153H129L128 154V156H126L125 154H127ZM170 151L172 152V153H170ZM176 151V152H175ZM207 153H206V152ZM27 152V150L25 151V153ZM51 152V153H50ZM76 152V153H75ZM82 152H85V153H82ZM90 152V153H89ZM137 152H138V154L140 155H138L137 154ZM168 152V153H167ZM201 152H203V153H201ZM25 153L24 154H20L19 156L17 155V156H15V158L17 159H14V158H12V159H14V161L12 160V162H13V164H15L16 162H20L21 161V159L24 157L23 155H25ZM49 154L50 156L52 155L53 156V154H55V156H44V155H47V154ZM79 153V154H78ZM89 153V154H88ZM93 153V154H92ZM123 153V154H122ZM169 153H170V155H169ZM173 153H176V154H173ZM208 153H210L209 155H208ZM235 153H239V156H240V158H239V156L235 159V156H234V154ZM32 154V155H31ZM38 156H37V155ZM74 154V155H73ZM75 154H76V156H75ZM82 154V155H81ZM84 154V155H83ZM86 154V155H85ZM115 154V155H114ZM120 154V155H119ZM155 154V153H154ZM172 154V155H171ZM196 154V155H195ZM244 154H245V152H244ZM247 154V153H246ZM245 154V156H249V154H247L246 155ZM73 155V156H72ZM79 155V156H78ZM81 155V156H80ZM192 155V156H191ZM195 155V156H194ZM212 155V156H211ZM23 156V157H22ZM72 156V157H71ZM75 156V157H74ZM85 156V157H84ZM87 156V157H86ZM89 156V157H88ZM96 156V157H95ZM120 156V157H119ZM123 156V157H122ZM125 156V157H124ZM131 156H133V157H131ZM179 157H180V155H178ZM196 156H197V160H195L194 158H196ZM200 156V157H199ZM206 156H207V158H206ZM210 156V157H209ZM3 157V158H2ZM48 157V158H47ZM59 157V158H58ZM71 157V158H70ZM81 157V158H80ZM90 157H91V159H90ZM112 157V158H111ZM122 157V158H121ZM137 157V158H138ZM187 157H188V155H187ZM204 158V159H202V158ZM214 157H215V155H214ZM213 157V158H214ZM19 158H20V160H19ZM49 158H51V160L49 159ZM53 158V159H52ZM56 158V159H55ZM80 158V159H79ZM85 158V161H83V159ZM126 158V159H127ZM176 158H177V155H176ZM199 158V159H198ZM213 158H211V159H213ZM233 158V159H232ZM43 159V160H42ZM75 159V160H74ZM126 159H124V160H126ZM229 159H231V160H229ZM245 159V160H244ZM253 159V160H254ZM261 159V160H262ZM49 160V161H48ZM70 160V161H69ZM72 160V161H71ZM81 160V161H80ZM91 160V161H90ZM123 160V161H124ZM128 161L127 162H129V159H127ZM135 160V161H134ZM198 160H202L204 163H202V161H198ZM247 160V161H246ZM6 161V162H5ZM44 161V162H43ZM75 161V162H74ZM78 161V162H77ZM86 161H88V162H86ZM93 163L92 165H93V167H91V170H89V167L91 166V163ZM120 161V162H119ZM197 161V162H196ZM236 161V162H237ZM241 161V162H240ZM244 161V162H243ZM247 163H246V162ZM256 161H257V163H256ZM48 162V163H47ZM81 162H83L84 164H85V166H83V165H81ZM113 162V163H112ZM116 162V163H115ZM118 162H119V164H118ZM126 161H124V162H122L123 164L122 165H126V168L130 165H128V163H127ZM131 162V161H130ZM196 162V163H195ZM229 162V163H228ZM231 162H233V165H232V163ZM243 162V163H242ZM7 163V164H6ZM71 163V164H70ZM74 163V164H73ZM127 163V164H126ZM131 163V164H132ZM191 163V162H190ZM200 163V164H199ZM206 163V165H204ZM231 163V164H230ZM251 163V164H250ZM252 163H254L253 165H252ZM12 164V165H13ZM33 164V165H32ZM71 166H70V165ZM79 166H78V165ZM86 164H87V166H86ZM182 164V163H181ZM236 166H235V165ZM247 165V166H245V165ZM248 164H250V165H248ZM262 164H260V165H262ZM70 167H69V166ZM75 165H77V166H75ZM82 167H81V166ZM116 165V166H117ZM224 165V166H223ZM241 165H243L245 168H247V169H243V167L241 166ZM259 165V166H260ZM31 166H32V169L30 170L29 169V167L31 168ZM53 168H52V167ZM108 166V167H107ZM192 166V167H193ZM197 166V167H196ZM198 166H202L201 168L200 167H198ZM235 166V167H234ZM258 166V167H259ZM23 167V168H22ZM68 167L70 168V171L68 170ZM77 167H79V169L77 168ZM87 167V168H86ZM122 167V168H121ZM124 166H121V164H120V166L118 167V168H121V169H124L123 168ZM221 167H223V168H221ZM231 167V168H230ZM242 167V168H241ZM261 167V166H260ZM259 167V168H260ZM264 166L262 165V168H263ZM180 168V169H179ZM185 168H187V166L185 167ZM185 168L183 169V170H185ZM218 168V170H219V172H220V175L218 174V172H217V176H218V178H222V176L221 175H223L222 173H224L222 170V172L220 171V169ZM52 169V170H51ZM86 169H88V170H86ZM93 169V170H92ZM179 169V170H178ZM200 169V170H199ZM240 169H243V171L242 170H240ZM255 169V170H254ZM264 169V168H263ZM69 172H68V171ZM81 170H85V171H81ZM102 170H104L103 172H102ZM182 170V171H183ZM196 170H199V171H197V173H196ZM246 172H245V171ZM253 170V171H252ZM28 171V172H27ZM92 171V172H91ZM177 171L179 172V173H177ZM188 171H190L192 174H191V177L189 178V182L191 183V185H190V183L187 181H185V180H187L188 179V177L189 176H187L188 175V173H189V175H190V172H188ZM201 171V172H200ZM240 171V172H239ZM243 173H242V172ZM247 172L246 174L248 175V176H250L251 177V172ZM261 171L263 172V174H264V171L261 169V170H259L258 172H260L261 173ZM87 172H89V173H87ZM194 172L196 173V174H194ZM199 172V173H198ZM258 172L256 171V173H253L252 174V176L253 177H251V178H255V180L253 179V180H248L249 178H247L248 176L245 174V175H242L245 179H246V182H248V181H252L251 182V185H255V183L254 182H259L258 180H259V178H260V185H262V186H264V176L263 177H261V176H259L258 175ZM46 173V174H45ZM63 173V174H62ZM62 176H61V175ZM82 174V175H83ZM179 174V175H178ZM197 174H198V176H197ZM262 174V173H261ZM71 175H72V173H71ZM174 175V176H173ZM230 175H228V176H230ZM258 175V176H257ZM87 176V177H88ZM180 176V177H179ZM200 176V177H199ZM217 176H214V178L215 177H217ZM227 176V177H228ZM232 176H230V177H228V179H230L231 181H229L227 178H225V175H224V179H226V180H228V182L226 181V180H224V182H223V180L220 182H218V180L217 179H214V181H213V179H212V181H213V183L215 182V184H213L212 183V181H211V185H210V187H208L207 189H210L211 190V192H213L214 191V193L215 192H218V193H216L218 196L216 197V195L214 196V195H210L209 193H210V191L208 190V191H205V194L204 195H209L208 197L207 196H204L203 194V197H199V199H198V201H197V203H196V207L193 209L194 211L195 210H198V214H200V216L204 213H206L205 215V217L206 218H208V216H209V218H212L211 217V215H208L207 214V210L205 211V212H203L206 208L209 210V208H211L212 206H213V204L215 203V204H217V202L218 201H220L218 204L219 205H222V206H218V204L216 205V207L218 206L219 208H216V209H218V210H216L217 211V213L215 214V212L212 214L213 215V217H214V215H216V219H208V222H213L214 223V226H213V223H207L206 222V220H204L203 218H201L200 216V218H201V221H200V224H199V222H198V217H196V216H198L197 215V211H195V212H192V214L191 215H194V216H191L190 215V217L188 218V220H190L191 221V223L192 222H194V224H191L190 223V221H188V224L190 223V226L189 225H186V231H188L191 227H194L195 226V228H196V226H197V228L196 229H200V227L201 228H203L204 229V227H209V228H205L204 230H206V233H208L207 235H209V237L206 235V237H205V240H207V242H208V244L206 243V241H202L201 242V244L203 243L204 245H203V247H201L202 245L201 244H199V246H196L197 248L195 249L194 248V250L193 249H191V251L190 252H188L189 250H187V249H185V248H181V247H179L180 248V250H179V248L177 249V250H170L169 251V253L166 255V258H165V256H163L164 258H163V260H161V262H162V264H181V262H182V264H183V261L185 262L186 261V259L188 258H184V257H186V256H184V254L185 253H188L189 254V258H188V262H189V260H192V261H190V263L192 262V264H230V260L232 259V257H233V255L234 254H237V253H234V252H237V250L236 251H234L235 249H236V246H234L233 245V243L234 244H238V243H240V242H238V240H239V236L241 235V237H240V240L242 241V238H244L243 239V241H245V239L247 240L248 239V242L247 241H245V243L247 244V243H249L248 245L250 246V244L252 243L251 241H249V240H254L253 241V243H255V244H253V245H257L258 244V241H256V240H259L260 238H259V236L262 238V239H264V227L262 226V224H264V219H263V222H262V219L259 221V220H257V221H255V220H252V222H254V223H252V225L254 226H251V224H249V225H244V223L246 222L247 223V221H250V219L252 218V214H254V209H256L257 207H259L260 206V204L263 206V208H260L261 210L259 211V208H257V212L258 213H263L264 212V205L261 203V202H264V198L262 197V196H264V194H263V188H259V190H258V188L256 187V186H254L255 187V192L258 194V192H257V190L258 191H260V192H262V199H263V201H262V199H259V197H260V195H261V193L260 194H256L255 192H253V190H249L248 191V187H242V189H241V187H237L235 184H232V178H234V177H232ZM247 176V177H246ZM59 177V178H58ZM68 177H69V179L70 180H68ZM96 177H98V176H95L94 178H96ZM195 177V178H194ZM198 177V178H197ZM256 177H259L258 179H256ZM98 178H100L101 179V176L100 177H98ZM177 178H180V179H178L177 180ZM185 178H187V179H185ZM191 178H193L192 180H191ZM250 178V179H251ZM263 180H262V179ZM100 179H99V181H100ZM195 179V180H194ZM197 179V180H196ZM96 180H97V178H96ZM96 180H94L95 182H97ZM217 180V181H216ZM172 181V182H171ZM197 183H196V182ZM262 181H263V184H261L262 183ZM61 182V183H60ZM175 182H174V184H175ZM186 182V184H184ZM222 182L224 183V184H222ZM189 183V184H188ZM217 183H221V186H220V184H218L219 185V187H215V185H217ZM226 183V184H225ZM248 183H250V182H248ZM58 184V185H57ZM68 184V183H67ZM168 184V185H167ZM173 184V183H172ZM192 184H194L193 186H192ZM213 184V185H212ZM232 184V185H231ZM184 185V186H183ZM226 187H225V186ZM228 185V186H227ZM250 185V184H249ZM256 185L258 186V184L256 183ZM259 185V186H260ZM56 186V187H55ZM170 186V188H168V187ZM174 186V187H173ZM188 186V187H187ZM190 186H192L191 188H189ZM212 186H214V188L212 187ZM232 186V187H231ZM233 186H235V188L237 187L238 189H232L233 188ZM246 186H247V183H246ZM17 187V188H16ZM165 187V188H164ZM227 187H231L229 190H228V188ZM167 188V189H166ZM186 188V189H185ZM218 188L219 189H223L224 188V190H218ZM251 188H252V186H251ZM257 188V189H256ZM148 189V188H147ZM160 189V190H159ZM182 189V190H181ZM191 189V190H190ZM217 189V190H216ZM227 189V190H226ZM246 190V192L249 194V195H247L248 197H246V192H245V190ZM254 189V188H253ZM158 190V191H157ZM174 190V189H173ZM181 190V191H180ZM216 190V191H215ZM232 190V191H231ZM236 190V191H235ZM242 192H241V191ZM262 190V191H261ZM183 191V192H182ZM185 191V192H184ZM187 191V192H186ZM193 191V192H192ZM230 191V192H229ZM103 192V191H102ZM102 192H100L99 191V193H100V195H98V192H96V193H94L93 195H92V197H94L95 195H96V197H94L95 199L94 200H98V201H101V200H104V199H106L108 196V192H106V194L104 195V194H102L103 195V199L101 198V193ZM176 192H177V194H176ZM179 192V193H178ZM206 192H208L207 194H206ZM221 192V193H220ZM224 192H226L225 194H222V193H224ZM228 192V193H227ZM231 192H235L234 193V196L232 197V195H233V193H231ZM241 192V193H240ZM245 192V193H244ZM252 192L253 193H255V195L256 196H253V194H252ZM157 193V194H156ZM174 193V192H173ZM188 193V194H187ZM190 193H192V194H190ZM213 193V194H214ZM239 193V194H238ZM242 193H244L245 194V196H244V194H242ZM212 194V193H211ZM221 194V195H220ZM229 194V195H228ZM173 195V196H174ZM189 195H191V196H189ZM226 195V196H225ZM235 195L237 196V198L235 197ZM242 195H243V197H246L247 198V201H246V199H245V202L243 201L244 200V198L242 197ZM252 195V196H251ZM53 196V197H52ZM98 196V197H97ZM214 196V197H213ZM220 196L222 197V199H220ZM227 198V201L225 200L226 198ZM229 196H231V199H230V197ZM249 196H250V198H254V200H253V198L252 199H250L249 198ZM257 196H259L258 197V200H261V201H258V200H256L257 198ZM209 197H211V199H209ZM213 197V198H212ZM218 197H219V200H218ZM235 197V198H234ZM242 197V198H241ZM260 197V198H261ZM41 198V199H40ZM203 198V199H202ZM207 198V199H206ZM214 198H216V200H214L213 202V204L211 203V201H209V200H213ZM224 198V199H223ZM240 198L241 199H243V200H241L240 201ZM250 199V202L248 201L249 199ZM45 199V200H44ZM101 199V200H100ZM182 199V200H181ZM209 199V200H208ZM233 199L235 200L234 202H233ZM96 200V201H97ZM168 200V201H167ZM201 200V201H200ZM223 200H225L226 202H228V203H226L225 201H223ZM228 200H232L231 202L230 201H228ZM238 200L242 203H244V204H247V202H249L250 204H252L251 202H253V204L252 205H250V204H247V206L248 205H250L251 207H249V208H247V206L246 205H244L243 203H242V206H240L241 204H240V202H238ZM253 200V201H252ZM166 201L167 202H169V199H166ZM164 202L165 203V206H168L169 204H171L170 202L169 203H167V202ZM237 201V202H236ZM254 201H255V203H259L258 205H256V207H255V203H254ZM205 202V203H204ZM235 202H236V204H235ZM40 203L42 204V205H40ZM199 203V204H198ZM225 203V204H224ZM238 203V204H237ZM168 204V205H167ZM203 204V205H202ZM207 204V205H206ZM215 204H214V206L212 207L213 209L212 210H214V208H215ZM223 204L224 205H226V208H227V212H226V208L223 210V208L222 207H224L223 206ZM228 204V205H227ZM232 204V206L231 207H228V206H230V205ZM234 204V205H233ZM163 206H164V204H162ZM209 205V206H208ZM212 205V206H211ZM246 207H244V206ZM44 206V207H43ZM234 206V207H233ZM235 206H237V208L235 207ZM261 206V207H262ZM40 207V208H39ZM46 207V208H45ZM198 207V208H197ZM238 207H239V212L237 211L238 210ZM240 207H243V208H240ZM131 208H134V209H138V208H136V207H131ZM229 208V209H228ZM251 208H253V209H251ZM114 209V208H113ZM133 209V210H134ZM203 209V210H202ZM232 209V210H231ZM237 209V210H236ZM242 209H244L243 211H242ZM245 209H247V211H248V209H249V212L247 213L246 211H245ZM202 210V211H201ZM212 210L210 211H208V213L209 214H211V212H212ZM220 210H221V213H220ZM222 210H223V212H222ZM229 210H231V212L233 211V210H235L234 211V213H236V211H237V215L236 214H234V215H232V213H228V212H230ZM243 212H241V211ZM250 210H252L251 211V213L252 214H250ZM54 211V212H53ZM50 212H52L51 214H50ZM203 212V213H202ZM246 213V215H245V213ZM256 212V211H255ZM117 213V211L116 212H114V219H118L117 217H121L120 215L118 216V213ZM196 213V214H195ZM202 213V214H201ZM222 213H224V214H222ZM242 213V214H241ZM227 214L229 215V216H227ZM241 214V217L239 216ZM249 214H250V216H251V218H250V216H249ZM115 215L117 216V217H115ZM208 215V216H207ZM219 215V216H218ZM221 215V216H220ZM226 215V216H225ZM242 215L244 216V217H242ZM204 216V215H203ZM220 217V218H222L221 219V221H220V218H218V217ZM235 216V221L237 220L238 222L236 223V225L234 224L235 223V221H234V218H231V217H234ZM236 216H238V219H236L237 217ZM248 216V217H247ZM262 216L264 217V214H262ZM192 217H193V219L194 218H196L197 219V221H196V219L195 220H191L192 219ZM225 217V218H224ZM227 217V218H226ZM239 217H240V219H239ZM199 218V219H200ZM223 218H224V221L225 222H223L222 220H223ZM242 218V219H241ZM243 218L245 219V218H247L246 220H243ZM113 219V221L115 222V220ZM120 219V218H119ZM118 219V220H119ZM204 221H203V220ZM219 219V220H218ZM228 219V221H226ZM230 219V220H229ZM233 219V221H231ZM249 219V220H248ZM253 219V218H252ZM118 220H116V221H118ZM210 220V221H209ZM215 220V221H214ZM241 220V221H240ZM121 221V220H120ZM203 221V222H202ZM217 221V222H216ZM239 221L241 222L240 224H239ZM119 222V221H118ZM117 222V223H118ZM228 222H231V223H228ZM243 222V223H242ZM258 222V223H257ZM259 222L260 223H262V224H260V226L262 227V231H263V234L262 233H260V232H262L260 229V227L257 225V224H259ZM223 223V224H222ZM225 223H227V224H225ZM233 223V224H232ZM249 223V222H248ZM247 223V224H248ZM255 223H256V225H255ZM204 225V227H203V225ZM217 226H216V225ZM222 224V225H221ZM229 224V225H228ZM242 224H243V227H242ZM206 225V226H205ZM223 225L225 226L224 228L225 229H223ZM231 225V226H230ZM239 226V228L238 227H236V226ZM190 228H189V227ZM212 226V227H211ZM229 226V227H228ZM233 226H234V228H238L240 231L242 230V228H244L245 226H246V228L244 229V230H246L247 228L249 229L250 228V230L251 231H248V229L246 230V232L245 231H239V232H237L236 233V230L237 229H234L233 228ZM251 226V227H250ZM199 227V228H198ZM215 227V228H214ZM233 229H232V228ZM256 227H257V229H258V227H259V231L258 230H256ZM187 228H188V230H187ZM211 228V229H210ZM218 228H220V230L218 229ZM227 228V229H226ZM228 228H229V232H228ZM255 228V231L254 230H252V229H254ZM209 229V230H208ZM232 229V230H231ZM226 230V231H225ZM209 231V232H208ZM214 231V232H213ZM232 231H235V232H233V234H230V233H232ZM255 232V233H251V232ZM256 231H258L259 233H257ZM181 232H183V231H181ZM181 232H180V234H181ZM242 232H245L244 234H242ZM219 233V234H218ZM223 233H225V234H223ZM227 233H229L228 235H229V237H228V235H227ZM236 234V236H235V234ZM239 233H240V235H239ZM247 233H251L252 234V236L254 237H252L250 234H247ZM212 234V235H211ZM257 236H256V235ZM242 235H243V237H242ZM247 235V236H246ZM251 237H250V236ZM229 238H227V237ZM233 236V237H232ZM238 236V237H237ZM217 237V238H216ZM246 237H249V238H246ZM258 237V238H257ZM211 238V239H210ZM221 238V239H220ZM222 238H223V240H222ZM225 238V239H224ZM233 238H235L234 240L236 241V243L234 242V240H232ZM238 240H237V239ZM255 238H256V240H255ZM217 239H219V240H217ZM262 239L259 241V244L261 243V245H257L256 247L255 246H253V248L251 249L252 251H250V252H253V253H255V250H256V248H257V251H259L260 249H263V251H262V253H260V254H262L261 256H260V258L257 256V255H260L258 252H256L257 253V255H255L254 256V254L252 253V255L250 256V254L248 255V258H252V260H251V258H250V260L248 261V259H245V258H247V257H245L244 259L248 262V263H246V264H251L252 262H253V258L255 257L256 259H259V260H261V258L263 259V260H261V261H259L260 262V264H263L264 263V242H261L262 241ZM232 240V241H231ZM239 240V241H240ZM225 241H226V243H225ZM229 241V242H228ZM242 241V242H243ZM219 242V243H218ZM223 242V243H222ZM227 242H228V246H227ZM263 243V244H262ZM226 244V245H225ZM251 244V245H252ZM198 245V244H197ZM232 245V246H231ZM205 246V247H204ZM210 246V247H209ZM225 246H226V248H225ZM232 248H231V247ZM260 248H259V247ZM36 247V248H35ZM221 247V248H220ZM235 247V248H234ZM255 247V248H254ZM263 247V248H262ZM203 248H205V249H203ZM231 249V251L233 250V253L230 251V249ZM259 248V249H258ZM200 249V250H199ZM202 249V250H201ZM253 249H254V251H253ZM182 250H183V252H182ZM193 250V251H192ZM198 250V251H197ZM227 250H229V251H227ZM178 253H177V252ZM196 251V252H195ZM227 251V252H226ZM100 252H105V250H102V248H101V251H99L98 253H100ZM185 252V253H184ZM198 252V253H197ZM260 252V251H259ZM183 253V254H182ZM192 253V255H190ZM194 253V254H193ZM226 253V254H225ZM232 253V254H231ZM255 253V254H256ZM96 254V253H95ZM94 254V255H95ZM102 256L103 255H107L106 253L104 254H102V253H100ZM100 254H97L98 256H96V259L97 260H95V258H93V259H91L92 261L93 260H95L94 262L97 264V262L99 261V264H100V262L102 261L103 262V259H105L104 257H102ZM175 254V255H174ZM228 254H229V256H228ZM33 255V256H32ZM184 257H183V256ZM185 255H187V254H185ZM226 255V256H225ZM230 255H231V257H230ZM254 256V257H253ZM257 256V257H256ZM32 257V258H31ZM95 257V256H94ZM101 259H100V258ZM107 257V256H106ZM229 257V258H228ZM237 257V259H235ZM239 257H240V255H234V260L232 259L231 260V264H233V263H235V264H238V262L240 261V263H243V264H245V262H244V259H243V261H241L240 259H239ZM172 258V259H171ZM182 258H184V260L182 259ZM191 258V259H190ZM194 258V259H193ZM196 258V259H195ZM241 258V257H240ZM254 258V259H255ZM36 259V260H35ZM170 259V260H169ZM180 259H182L183 261H181L180 263H179V261H180ZM220 259V260H219ZM225 259V260H224ZM227 259V260H226ZM239 259V260H238ZM256 259H255V261H256ZM91 260H89V261H91ZM89 261L86 263V264H88L89 263ZM92 261H91V263L90 264H93L92 263ZM176 261V262H175ZM229 263H228V262ZM233 261V262H232ZM251 261V262H250ZM166 262V263H165ZM195 262V263H194ZM224 262V263H223ZM258 262V263H259ZM255 263V262H254ZM256 263H257V261H256ZM255 263V264H256ZM102 264V263H101ZM160 264V263H159ZM253 264V263H252Z\"/></svg>","mask_w":264,"mask_h":264}]
</instances>
